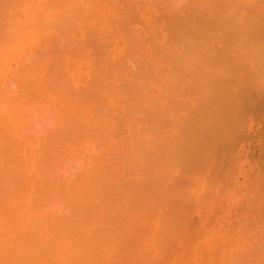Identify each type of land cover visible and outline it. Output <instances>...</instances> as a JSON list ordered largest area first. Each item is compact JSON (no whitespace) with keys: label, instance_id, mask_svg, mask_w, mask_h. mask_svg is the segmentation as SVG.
<instances>
[{"label":"bare ground","instance_id":"1","mask_svg":"<svg viewBox=\"0 0 264 264\" xmlns=\"http://www.w3.org/2000/svg\"><path fill=\"white\" fill-rule=\"evenodd\" d=\"M41 1V0H40ZM52 1V0H51ZM83 1L84 3H81V2ZM53 0V2H52V4L53 5H56V7L54 8V9H52L51 10V14L49 13L48 15H50V18L49 17H47L48 18V20L46 21L45 19H44V21L46 22V23H44V21L42 22V23H44V24H42L43 25V27H44V31H45V34H43V33H41V35L43 34L44 35V37L42 36V37H40V33L38 32V30H35V32L37 33L38 32V35L39 36H37V38H41V40L40 41H42L41 43H43V40L42 39H46V37L47 38H49V39H46L47 41L49 40H51L52 42H53V39H54V41H56V42H54L53 43V47L51 46V44H52V42L51 43H49V45H45V42H46V40H44L45 42L43 43L44 44V48L45 49H43V50H41L40 51V53L43 51V53H41L40 55H39V53H37L38 51H36V55H34L33 54V56H29V58H28V55H27V58L25 57V55H26V53H25V55H24V57H23V59H25L26 58V60L28 59H32V60H29V61H32V62H29V65H28V62H26V64L24 63L23 65L22 64H20L21 65V67L20 66H18V67H20V68H18L17 69V71L15 72V73H13V76H12V74L8 77V79H11L10 80V84H7V85H4V84H6V83H8V82H4V84H3V86L0 84V86H2V88L0 89L1 91H0V123H1V125L0 126H3L4 124H3V122L4 123H6L4 120H6L7 118H8V120H6V121H9L10 122V120L12 119V122L13 121H15V116L17 115V118L19 117V115L21 114L22 115V118H19L20 120H21V123H22V125H19L20 126V129H24L25 130V133L26 134H28V132H26V129L28 128V126L29 125H25V124H29V120L31 119V117L28 115V117H30V119L27 117V116H23V114H22V111L21 110H24L25 111V109H26V107L27 106H29V105H32L33 104V102H35V106H34V108L37 110V108H39L38 109V111L40 110V108H41V110H43V112H44V106L43 105H45V101H44V99L46 98V100H48V101H50V104L48 103V102H46V103H48L47 105L50 107V105H51V102H52V100L55 102H52V105H51V107L49 108L47 105H45L46 107V109L47 110H45V111H47L46 113L48 114V111L53 107V106H55V108L54 109H52V110H50V111H52V114L55 112L54 110H56V113L57 114H59V109L57 110V108H59L60 106H59V102L58 101H56V99H55V96H51V94L50 95H47V94H45L44 92H43V90H44V87L41 89V87H42V85L40 86V84H41V82H40V78H42L43 77V74L45 73V71H44V73H41V72H43V70H41V69H43V67H44V69H46V65H50L49 64V60H50V58H48V55H52L54 52H58V49H59V52H60V54H59V56L61 57L62 55H61V52H62V47H60V46H62L63 44H61V43H63L64 41H65V44H71V43H73L74 42V39H76V37L73 35L72 36V33L75 31V29L77 30V28H79L80 26H81V24H79L80 22L79 21H81V23H82V18H86V17H88V19L90 18L89 16H91L92 14H94L93 12H95V10L93 9V8H95V6L92 8V6L93 5H98V3L100 4V2H102V1H99L98 3H97V1L96 0H93L94 1V3H96V4H94V3H92L93 1L91 0V2H89L90 0ZM85 1H86V3H85ZM87 1L89 2L88 4H90L91 3V7H89L90 5H88L87 4ZM96 1V2H95ZM104 1V0H103ZM105 1H107V0H105ZM115 1V0H114ZM117 1H119V0H117ZM117 1H116V3H117ZM130 1V0H129ZM129 1H127V3L129 2ZM138 1V0H137ZM142 4H143V0L141 1V0H139ZM138 1V2H139ZM147 1V0H146ZM145 0H144V5H148V4H146V3H151L152 1L151 0H149V1H147L146 2ZM191 1V0H190ZM190 1H188V2H190ZM192 1H194V3H198L197 5H195V6H197L196 7V12H198V13H200L201 14V9H205L206 8V10H208V7H209V5L213 2V1H215V0H196L197 2H195V0H192ZM219 3L220 2H222V3H220V6H222L223 7V9H225V8H228V10H229V8L231 9V7L230 6H232L233 7V4H235V6H237V3H239L240 4V2H238V0H235V2H234V0H232L231 2L233 3H231L230 2V0L228 1H226V0H217ZM240 1V0H239ZM243 1V0H242ZM248 1V0H247ZM251 1V0H250ZM252 1H254V0H252ZM257 2H259L258 0H256ZM107 2H109V1H107ZM121 1H119L118 2V5H116L115 4V2L113 3V5L115 4V6L114 7H116V8H118L117 6H119V7H122V6H120L119 5V3H120ZM131 2L132 3H134V4H137L136 3V1L134 2L133 0H131ZM131 2L129 3V4H124L123 2H121V3H123L124 5H130L131 4ZM244 2V1H243ZM249 2V1H248ZM262 2H264V0H262ZM51 3V2H50ZM104 3V2H103ZM192 3V2H191ZM214 3L216 4V5H219L217 2H213V6H214ZM230 3V4H229ZM38 4V0H28L27 1V6L28 7H34V6H36ZM109 5V3H106V5ZM134 4H133V7H134ZM241 4L243 5V7H245L244 6V4L241 2ZM241 4H240V6H241ZM251 3H249V5H250ZM259 4V3H258ZM13 5V4H12ZM106 5H104V4H102L101 3V5H98L99 6V8H101V9H103L102 7L103 6H106ZM122 5V4H121ZM123 5V6H124ZM190 5H194V4H190ZM216 5H215V8H216ZM248 5V4H247ZM23 6V5H22ZM77 6V7H76ZM127 6V7H128ZM136 6H138V5H136ZM219 6V7H220ZM239 6V5H238ZM254 6V5H253ZM257 6V5H256ZM262 6H264V5H262ZM13 7V6H12ZM86 7H89L91 10H93V11H91V10H89V8H87L88 9V11H86L87 9H86ZM131 8H133L132 6H130ZM219 7H217V8H219ZM105 9H107V11L109 12V11H111V10H113L112 8H111V6H109V7H104ZM108 8H110V10L108 9ZM131 8H126V9H131ZM135 8V7H134ZM136 8H138V7H136ZM193 8H194V6H193ZM212 8V7H211ZM3 9V8H2ZM86 9V10H85ZM121 9H123V7L121 8ZM125 9V10H126ZM198 9V10H197ZM220 9V8H219ZM246 9V8H245ZM244 9V10H245ZM248 9H249V7H248ZM247 9V10H248ZM251 9V8H250ZM24 10V9H23ZM117 10V9H116ZM227 12H228V10L227 9H225ZM233 10V12H229L228 14H230V16H228V18H224V20H226V21H223L222 22V18L224 17V16H222L223 14L222 13H224V12H226V11H224V12H222L221 13V11H220V13L222 14L221 16V20H219L220 19V15H219V17H217V16H215V20L217 21V20H219L220 22H218V23H220V25H218L216 28H218L219 29V33H220V30H223V28H224V30H223V34H226V35H220L219 36V34H218V32H217V35L220 37V39H218V36L216 37V38H214V35H213V37L212 38H214V40L216 39L217 41H226V43L227 42H230V41H237V39H238V34L242 31L243 32V30H244V33H245V35H247L246 34V32L245 31H249V32H251V30H249L250 28H252V27H254L256 24H258L257 25V27H255V31H256V33H258L259 35L261 34V33H264V32H261V27L262 26H259L260 25V23H264V21H261L260 20V16L258 17V19L257 20H259V23H257V20H256V18H257V16L259 15H257L256 13H254V14H256V15H254L250 10V12L252 13L251 15H250V17H248L249 15H245L244 16V12L241 10H239V11H234V8L232 9ZM236 10H238V8L236 7ZM255 10V9H254ZM15 11V10H14ZM13 10H12V12H14ZM97 11H98V7H97ZM100 11V10H99ZM104 11V9L102 10V12H101V14L102 13H105V16H107L106 15V12H103ZM106 11V10H105ZM123 11V10H122ZM200 11V12H199ZM205 11V10H204ZM219 11V10H218ZM259 11H260V9H259ZM258 11V12H259ZM30 12V11H29ZM129 13L131 12V10L130 11H128ZM128 12H125V14L126 13H128ZM208 12V11H207ZM226 12V13H227ZM90 13V14H89ZM98 14L97 15H99L100 16V14H99V12H97ZM110 13V12H109ZM112 13H113V11H112ZM123 13V12H122ZM197 13V14H198ZM211 13V15H212V12H210ZM260 13H261V11H260ZM87 14V15H86ZM116 14V13H115ZM196 14V15H197ZM205 14V13H204ZM227 14V15H228ZM95 15H96V13H95ZM112 16V14H109V16ZM121 15H123V14H120V15H118L117 17H119V16H121ZM206 15V14H205ZM226 15V16H227ZM256 16L255 17V19H254V17L253 16ZM261 15H264V14H261ZM24 16V15H23ZM38 16H40L39 14H38ZM76 16H78V18L79 19H76L77 17ZM82 16H84V17H82ZM102 16H104V15H102ZM124 16V15H123ZM214 16L212 17V20L214 21ZM225 16V17H226ZM13 17V16H12ZM51 17H52V19H53V21H52V19H51ZM96 16H93V20L95 21V22H97V20H99V19H101V17H96ZM117 17L114 19L115 21H116V19H117ZM122 17V16H121ZM171 17V16H170ZM203 18H205V16H202ZM207 19H208V17L210 18L211 16H209V14L207 13ZM246 17H247V19H246ZM20 18V17H19ZM91 18H92V16H91ZM95 18V19H94ZM108 17H106V19H107ZM110 18V17H109ZM112 18V17H111ZM199 18H201L200 16H199ZM198 18V19H199ZM245 18V19H244ZM88 19H84L85 20V24L83 23L82 24V30L83 29H85V30H88V32H89V34H91L90 33V31H92V36H95V37H97L95 34H98L97 32L95 33L94 31H99V26H100V24L101 23H99V22H101V21H99V22H97L98 23V25H97V23H95L94 21V23H95V27L93 26V29L94 30H92L91 28H92V26H90L89 24H88ZM171 19H172V17H171ZM206 19V18H205ZM204 19V20H205ZM20 20V19H19ZM77 20V21H76ZM87 20V21H86ZM90 20V19H89ZM104 19L102 18V21H103ZM114 20H110L109 22H110V24H108L110 27H111V29L110 30H113L114 31V29L116 30V27L115 26H117V25H112V22L111 21H113L114 22ZM209 20V19H208ZM12 21V20H11ZM16 21H18V20H16ZM29 21H30V19H29ZM172 21V20H171ZM170 21V23H169V25H170V27L169 28H173L174 27V24H173V26H172V23L173 22H171ZM24 22V21H23ZM37 22V21H36ZM50 22H52V23H50ZM108 22V23H109ZM202 21H200V23H201ZM17 23V22H16ZM27 23V22H26ZM87 23V24H86ZM92 23V22H91ZM94 23H93V25H94ZM116 23V22H115ZM117 23H119V21H117ZM208 23L210 24H207V25H209V28H208V26L206 25V27H207V29L208 30H210V28H212L213 27V25H211V23L212 22H209L208 21ZM2 24V23H1ZM10 24H12V23H10ZM76 24H78L79 25V27H77V26H75ZM119 24H121V23H119ZM124 24V25H123ZM127 23H124V22H122V24L121 25H123V30H125L124 29V26L126 25ZM214 24V23H213ZM83 25H86V26H83ZM106 23H105V26H104V28H105V30L107 31H105L107 34H108V29H106ZM121 25H118L117 27H118V30H119V33H123V34H117V31L118 30H116V32L114 33H112V35L113 34H117L119 37H121L120 35H123V36H127L128 34H132V33H130V30L129 31H127L128 30V26L126 25V27H127V30H125L126 31V33H127V35H125L126 33H125V31L124 32H121L120 30H122L121 28H122V26ZM130 25V24H129ZM137 25V24H136ZM136 25H135V27L134 28H138L139 27V24H138V27H136ZM158 25H160V24H158ZM169 25H167V26H169ZM217 24H215V26H216ZM262 25H264V24H262ZM22 26H23V24H22ZM35 26V25H34ZM33 26V27H34ZM39 26V25H38ZM37 26V27H38ZM119 26H121L120 27V29H119ZM142 26V25H141ZM167 26H165V28L167 27ZM199 27H205L204 25H198ZM211 26V27H210ZM215 26H214V28H215ZM2 27V26H1ZM74 27H76V28H74ZM84 27H86V28H84ZM89 27V28H88ZM125 27V28H126ZM132 27V26H131ZM161 27V26H160ZM176 27V26H175ZM174 27V28H175ZM259 27H260V31L258 30L259 29ZM52 28V29H51ZM114 28V29H113ZM145 28V27H144ZM144 28H143V31H144ZM157 28V27H156ZM163 28H164V25H163ZM164 28V29H165ZM174 28H173V32H174ZM178 28V27H177ZM214 28H212L210 31H212ZM215 28V30H217ZM179 29V28H178ZM204 29V28H203ZM262 29H264V28H262ZM2 30V29H1ZM74 30V31H73ZM79 30V29H78ZM84 30V31H85ZM136 30V29H135ZM154 30V29H153ZM152 30V31H153ZM156 30V29H155ZM169 30V29H168ZM168 30H166V31H168ZM193 30H195V29H193ZM258 30V31H257ZM6 31V30H5ZM82 32V33H85V32ZM104 31V30H103ZM133 31V30H132ZM137 31V30H136ZM135 31V32H136ZM138 31H139V29H138ZM141 31V30H140ZM172 30H170V32H171ZM175 31H177V30H175ZM200 31V30H199ZM205 32L207 31L206 29L204 30ZM214 31V30H213ZM252 31H254V29L252 30ZM1 32V31H0ZM31 32V31H30ZM52 32H53V34L55 33L56 34V36H54V35H52ZM78 32V31H77ZM93 32L95 33L94 35H93ZM105 32H103L102 34H100V35H102V37H103V35L104 36H106L107 34L105 33ZM134 32V33H135ZM142 32V31H141ZM154 32V31H153ZM178 32V31H177ZM208 32V31H207ZM206 32V33H207ZM240 33V34H243L244 35V33ZM6 32H4V34H5ZM32 33H33V31H32ZM47 33H49V35H50V37H49V35H47ZM110 34V39H109V41H112L113 39L112 38H115V37H118V36H115V35H111V32H109ZM125 33V34H124ZM155 33V32H154ZM153 33V34H154ZM181 32L179 31V34H180ZM202 33H204L203 32V30H201V34ZM206 33H205V36H206ZM211 33V32H210ZM210 33H209V35H210ZM216 33V32H215ZM214 33V34H215ZM256 33H253L254 35L256 34ZM86 34V33H85ZM84 34V35H85ZM88 34V35H89ZM156 34H158L157 33V31H156ZM156 34H154L155 36H156ZM167 34V33H166ZM187 36H188V34L187 33H185ZM221 34H222V32H221ZM9 35V34H8ZM32 35V34H31ZM78 35V34H77ZM137 35V34H136ZM139 35V34H138ZM181 35V37L183 36L182 34H180ZM192 35H193V32H192ZM204 35V34H203ZM209 35L207 34V36L209 37ZM244 35V36H245ZM248 35H252V32H251V34L249 33ZM247 35V36H248ZM254 35L252 36L254 39H256V38H258V42H259V40H261V39H264V36H262V38H259L258 36L259 35H257V37H256V35H255V37H254ZM6 36V35H5ZM18 36V35H17ZM25 36V35H24ZM53 36V37H52ZM87 35H85V38L83 37V36H81V37H83V39L84 40H81L82 42L84 41L85 42V40L86 39H88V42L90 41L89 39V37H90V35L89 36H87ZM115 36V37H114ZM131 36V35H130ZM149 36V35H148ZM148 36H146V38L148 39ZM167 36H173L172 35V33H169V34H167ZM194 36V35H193ZM215 36H216V34H215ZM222 36V37H221ZM227 36H228V40H230L231 39V37L233 38V39H231L230 41H228V40H225L226 38H227ZM244 36L243 37H239V39H240V41H237V42H241L243 39H247V40H251V41H248L249 43L251 42V44H247V40H245V42H244V40L242 41V43L244 42V45L242 44L241 46L242 47H240L239 46V44L240 43H234V45H236V44H238V46L240 47H231V46H234V45H230V46H226L225 45V49H222L221 51L223 52V51H225V53H227L228 51H229V53H230V50H232V49H234L235 51L238 49V55L236 54V52H234L233 53V51L234 50H232V53L234 54V56L235 57H231V56H229V57H231V59H229V57H228V59H229V61H228V59H227V62H228V64L225 62V60H226V58H225V56H223L222 55V53L220 52L219 53V51H218V53L220 54L219 55V57L222 55V58L224 59V61H223V59L222 60H220V58L217 56V57H215V58H212V56L211 55H213L214 53H215V51H216V53H217V49H215L216 48V46L214 47L213 45H212V47L211 48H213L214 47V50H211V49H209L210 47H209V45H211L212 43H210V42H208L209 43V45L207 46V47H205L204 48V46H203V49L205 50V51H203V49L202 50H198V51H202L201 53H200V55L201 54H203V56H202V60H200L199 61V59H201V56H198L199 54H197V58H199L198 59V61L196 62H194V58H193V54L192 53H196V51L194 52V51H191L192 50V48H191V50H189V48L190 47H192V46H189L188 47V45H187V47L186 46H184L185 48H186V50H184V47L182 48L181 47V45L179 46L180 47V49H179V47L177 46L176 47V44H174V46H168L167 47V49L165 50V48H166V46H165V48H163V50H162V48L161 49H159L160 51H161V53H154V51H152V53L153 54H156V55H158L160 58L159 59H161V61H162V63L166 66L165 68H162V70H164L163 72H162V70L160 71V73H158L159 71H155L156 70V68H154V67H152L151 65H149V67H152L153 69H154V71L152 72L151 70H149V69H151V68H149V69H147L148 68V65H146V64H148V62H146V66L144 67V68H146L147 69V71H145L146 69H144L143 68V66H144V64L143 65H139V63H138V61H137V64L139 65V66H141V67H136L137 65H135L134 63V65H135V69L137 68V69H139V70H141L142 68H143V70H141L140 71V73H138V72H136V74L134 73L133 75H131L133 78H132V82L131 83H129V84H125V82L124 81H122L123 83L122 84H124V86L123 87H125V88H123V87H116L115 85V87L116 88H118V90L116 89V91L118 92V91H122V92H124V93H116L115 92V90H114V88L112 87V88H110L109 86V84L108 83H106V84H103V85H105L108 89H110V91L112 92V89L114 90L113 92H115V93H109L108 92V89H107V91H106V93L108 94V96H109V99H110V102H113L112 104H115L114 106L113 105H110V106H112L113 108H111L112 110H114L115 108H116V111H118V113H119V120L121 121L122 119H124L125 121H128L129 122V120H130V122H129V124H131L132 122H131V120H133V122H136V123H134L135 125L134 126H137L136 128L133 126V123L131 124L132 126H133V128L132 129H130L129 131H128V133H126V135H125V137H122L121 136V134H118V132H119V130H121V128H120V126L118 127V128H120L119 130H118V132L116 133V134H118V135H120L119 137H122L121 139H119V138H117L118 139V142H123V144L122 145H120V143H118L117 144V141H116V144L115 145H118V146H115V145H113L112 146V149L114 148L115 149V147H117V149H116V152H117V150L119 151L120 150V148L119 147H121L122 146V150H124L125 149V153L122 155V157H121V155H118V156H116V154L117 153H115V152H113L112 151V149L109 147V145H107L108 146V148L105 146L106 144H104L105 143V141H106V139H102L101 138V135H100V133H99V131H96L97 129H89V130H87L88 128H86L87 126V124H88V126H89V128H91L90 126L92 125V127L93 128H95V126H96V122H94V120H92V122H91V118H90V122H91V125H89V121H88V123L85 121L84 123H83V121L82 122H80L81 123V126H82V128L80 127H78L77 129H73L72 131H73V133H74V135H72L73 137L71 138V133L72 132H70L69 134L67 133V135L64 133V132H61V133H64L63 135L64 136H61V137H63V138H60V136H59V139L60 140H58V142H57V140L56 139H54V141L56 140V142L55 143H53L54 141H53V139H52V141L53 142H50V144H49V142H47V140H49L50 139V137H49V139H45L46 141H44V144H46V142H47V144H49V145H45L46 147H44V145L43 144H41V142H39L38 141V143H39V146L40 147H42L41 145H43V147H44V150H45V152L43 151V153L41 154H39V156H38V154L36 153V155H37V157H40L41 156V159H42V155H45L46 153L47 154H50V150H52V155H51V157H49V155H48V157H46L47 156V154H46V156H44V158H46V159H43V160H41L40 161V158H39V161L41 162L40 164H41V166L39 167L36 163L38 162V159H37V161H35L36 163L33 165V164H31L32 165V167H34L35 165H37L38 167H36V168H38V169H33V171H36V170H40V174H39V177H36L35 179H37L36 181H37V183H38V181H39V179H41L40 181H41V186L39 187L38 185H37V187H36V189L39 187V191L38 190H35V187L33 188L32 186H34V184L36 185L37 183H35L34 182V184L32 185L31 183V187L35 190V192L36 191H38L37 193H35V195H34V193L33 192H31L32 193V195L30 196V197H32L33 195L34 196H36V198L38 199V201H37V203L35 202V200H36V198H34V196H33V198H32V200H31V198L29 197V195H28V199H30V200H28V199H26L27 200V202H28V205H31L32 206V204H30L29 202L31 201V203H33V200H34V202L36 203H33V204H35L34 206H32L31 208L30 207H28V205H26V209L27 208H29V210L27 209V212L29 211L30 212V210H32V209H35V208H39V207H41L42 206V208H43V211L42 210H37L36 209V211L34 210V213L32 214V212H33V210H32V212H31V214L28 212V215L30 214V216H26L25 214L27 213V212H25V213H23V215H22V217H24V215L26 216V218L24 219V218H22L21 217V222L19 221L20 219L18 218L17 219V221H15L16 219V213H15V223L17 224H14V221L12 222V224H13V230H11L12 232L10 233V234H6L5 233V235L4 234H0V264H114L113 262H115V260H116V262L115 263H120V264H122V257H123V255L121 256V258H120V251L122 250L121 249V247H120V245H123V243H124V241H123V239L121 240V238H123V234L125 233V236L127 235L126 233H130L131 234V228L133 229V230H135V228H137L138 227V224H139V221L142 219H144V215H143V217L142 218H140V215L142 216V214L143 213H145L144 211H146V213H145V217L146 218H148V219H151V217L150 216H152L153 218H152V220L154 219V216L153 215H155V217H156V219L159 221H156L157 222V226L158 227H160L161 228V226L163 225V224H165L163 227H164V229L167 231V233H165V230L163 229V227L160 229H158V230H156L155 232H154V234L156 233V235H153V236H156L155 237V241H153L154 240V238H153V236L151 235V236H147L146 237V239H145V237H143L141 240H142V242H144L145 240H148L149 241V239H151L150 240V242H152V243H154L153 245H157V247H158V252L159 251H161V253L163 254L164 252H166V251H164V248H165V250H166V247H167V245H165L166 243H168L167 241H166V239L168 238L169 240L171 239V240H173V241H175V236L176 237H178V238H181L182 236H180L183 232H184V230H183V232L182 233H180L181 231V229L179 230V228H180V225H178L179 227H177V222H178V220L177 219H175V220H177L176 222L175 221H173V222H175V224H176V228L174 227V223H172V220H174V216L173 217H171V216H169V215H164L165 213H168L169 212V209L170 208H168L169 207V204L167 203V201L169 200V199H171V197H173V199H172V201H168V202H170V204H171V202H173L174 201V199H175V203L173 204V206L171 207V209H172V213H173V210H174V208L175 209H178V207L180 206V205H182L181 206V208L179 207V209H183L182 207H183V204H182V202L183 203H187L186 202V199H184V197H183V195L185 194V197H186V194H188V193H186L187 192V189H186V187H185V189H184V186L182 185V184H184V185H186V180L188 179V175H190L191 177H192V175L195 173V172H200V174L201 173H203L202 171V168L203 169H205V167L207 166V165H209L211 162H209L205 167H203L202 166V164L204 163L205 164V154H208V153H210V152H207V151H209V145H212L213 144V142H214V140H216V138L218 139V138H222V136L220 137L219 136V134H221V131H223L222 132V134L221 135H224V136H226L225 134H224V131H225V126H229V125H231L232 123H234V122H232V120L234 119V114L236 113H238L237 112V110L241 107V106H238L239 104H237V102H238V99H242L241 97H243V99L245 98V93H246V96H247V94H248V92L250 91V89L249 88H253V87H255L256 89V93L258 92V89L259 90H262V88H264V87H259V86H256L255 84V82H253L254 81V75H249V73L250 72H248V69L247 70H245V71H247V73H245L246 75H248V76H254L253 77V80L252 79H250V83H249V86H247V83L249 82H245L246 81V79H244L243 78V80H241L240 79V81H239V84L237 85V84H235V85H237L238 87H240L243 91L241 92L242 93V95H240L239 94V92L238 91H241V90H238V88L237 87H235V85L234 84H232L233 83V81H234V77H232V78H230V80H232L233 79V81H232V83L230 82V81H228V79H224V77L226 78V76L227 77H229V75L231 76L234 72L235 73H237L238 72V70L240 69V68H238V69H236L237 70V72H236V70L235 71H233V73L232 74H229V70L228 69H226V68H228V67H231V69H232V67H237L238 65L237 64H241L242 65V68H250L249 69V71L251 70V65H252V60H254V62L253 63H255L256 62V58L255 57H253V54H255V53H257V51L255 50V53H248L249 52V48L250 47H254L255 48V46H254V43L253 42H255L256 44H258L257 46H256V48H258V49H260V45H262L261 46V48L262 47H264V43H262L261 44V42H264V40H261V42H257V41H255L253 38L251 39V37L249 36V38H244ZM4 37V36H3ZM34 37V36H33ZM61 37H63V38H61ZM109 37V36H108ZM112 37V38H111ZM127 37H129V36H127ZM127 37H126V41H127ZM133 37H134V34H133V36L131 37L132 38V40H134V39H136V38H134L133 39ZM174 37H175V35L172 37L173 39H174ZM186 36H184V38H185ZM207 37V38H208ZM223 37H225V38H223ZM35 38V37H34ZM35 39V40H38V39ZM39 38V39H40ZM50 38H52V39H50ZM57 38L61 41V43H60V45H59V42L57 41ZM64 38H65V40H64ZM74 38V39H73ZM99 38H101V36L99 37ZM99 38H95V39H93V38H91L92 39V42H96V43H92L91 44V42H89L92 46H94V44H95V46L94 47H90L92 50L91 51H93L94 50V52H95V50L97 49V45H101L100 46V48L102 47V45H105V46H107L108 44H106V42H105V40H107L108 38L107 37H105V38H107V39H105L103 42L105 43H99L98 42V40H99ZM140 38V37H139ZM139 38H138V40H139ZM151 38V37H150ZM171 38V37H170ZM170 38H168V39H170ZM175 38H179V40L178 41H181L180 40V37L178 36V37H175ZM202 38V37H201ZM211 38V39H212ZM222 38V39H221ZM241 38H243V39H241ZM9 39H11V38H9ZM25 39H27V38H25ZM77 39H79V37L77 38ZM98 39V40H97ZM120 39V38H119ZM145 39V38H144ZM143 39V40H144ZM147 39H145V40H147ZM165 41L164 42H167L168 40H167V38L165 37ZM206 39V38H205ZM204 39V40H205ZM236 39V40H235ZM2 40V39H1ZM12 40V39H11ZM34 40V39H33ZM67 40V41H66ZM80 40V39H79ZM95 40V41H94ZM97 40V41H96ZM137 40V41H138ZM142 40V39H141ZM142 40V41H143ZM150 40V39H149ZM148 40V41H149ZM170 40H172V39H170ZM175 40V42L174 43H176V39H174ZM173 40V41H174ZM252 40H254L253 42H252ZM10 41V40H9ZM8 41V42H9ZM23 41V40H22ZM63 41V42H62ZM72 41V42H71ZM76 41V40H75ZM119 41V40H118ZM121 41V40H120ZM126 41H124L125 43H129L128 41L126 42ZM137 41L135 40L134 42H136L135 44H133L134 42L132 41V42H130L132 45H130L131 46V50H132V47H133V50L135 51L136 49H138V47L140 46H142L141 44V41H139V43H141L138 47L136 46L138 43H137ZM178 41H177V43H178ZM183 41H184V39H183ZM183 41H181V42H183ZM189 41V40H188ZM195 41H197L196 39H195ZM200 42L199 43H201L202 41H201V39L199 40ZM2 42V41H1ZM36 42V41H35ZM68 42H71V43H68ZM81 42V44L82 45H80L81 47H83V45H86V47H88L89 45H87L88 44V42L86 43V44H83ZM151 43H150V45H152L153 44V47H155L156 48V46L154 45V42H152V41H150ZM172 41H170V42H167V43H171ZM180 42V44H182ZM186 42V41H185ZM207 42H205V41H203L202 43H203V45L204 44H208ZM47 43V44H48ZM58 45H56V44ZM75 43V42H74ZM77 43V42H76ZM75 43V44H76ZM107 43H109V44H111V42H107ZM156 43V42H155ZM184 43V42H183ZM187 43V42H186ZM189 43V42H188ZM191 43L193 44L194 42L191 40ZM190 43V44H191ZM197 42H195V44H196ZM253 43V44H252ZM79 44H80V41H79ZM115 44V43H114ZM118 44V43H117ZM149 44V43H148ZM179 44V43H178ZM189 44V45H190ZM194 44V45H195ZM225 44V43H224ZM228 44H231V43H228ZM247 46H246V45ZM255 44V45H256ZM260 44V45H259ZM5 45V44H4ZM56 45V46H55ZM77 46H78V44H76ZM159 45H161V44H159ZM158 45V46H159ZM170 45H172V44H170ZM205 45V46H206ZM218 45H220V44H218ZM34 46V45H33ZM48 47V49L49 50H47L46 49V47ZM50 46V47H49ZM56 48H55V47ZM65 46V45H64ZM73 46V45H72ZM71 45H70V48L72 47ZM128 46V45H127ZM137 48H136V47ZM183 46V45H182ZM200 46V45H199ZM202 46V45H201ZM200 46V47H201ZM244 46H246L247 47V50H248V52H245V51H247L246 49L244 50ZM250 46V47H249ZM30 47H32V46H30ZM116 47V46H115ZM144 47V46H143ZM151 47V46H150ZM209 47V48H208ZM220 47H222V45H220ZM228 47V48H227ZM33 48H35V47H33ZM33 48H32V50L30 49V51H33ZM50 48L52 49V48H54V49H56V50H52L53 51V53H52V51H50ZM64 48V47H63ZM69 48V47H68ZM67 48V49H68ZM69 48V49H70ZM134 48H136V49H134ZM149 48V47H148ZM155 48H153V50L155 49ZM188 48V49H187ZM196 48V47H195ZM194 48V49H195ZM224 48V47H223ZM236 48V49H235ZM255 48V49H256ZM27 49V48H26ZM36 49H38V48H36ZM35 49V50H36ZM66 49V48H65ZM75 50H76V48H74ZM123 50H120V51H122L123 53H122V56L123 57H128V51H130V50H128V48L124 51V49L125 48H122ZM150 49V48H149ZM181 49H183V50H181ZM228 51H227V50ZM262 49H264V48H262ZM261 49V50H262ZM34 50V51H35ZM47 50V53L45 52ZM64 50V49H63ZM71 50H72V48H71ZM78 50V49H77ZM81 50V49H80ZM79 50V51H80ZM89 50V49H88ZM98 50V49H97ZM96 50V51H97ZM105 50V49H104ZM158 50V47L156 48V51ZM165 50V51H164ZM196 50V49H195ZM244 50V51H243ZM252 50V49H251ZM254 50V49H253ZM260 50V51H261ZM33 51V52H34ZM100 51V50H99ZM159 51V52H160ZM227 51V52H226ZM259 50H258V53L260 52ZM26 52V51H25ZM48 52H49V54H48ZM50 52H51V54H50ZM72 52V51H71ZM77 52V51H76ZM75 52V53H76ZM100 52H102V51H100ZM99 52V53H100ZM105 52V51H104ZM114 52H116V51H114ZM124 52L127 54V56L125 55H123L124 54ZM131 52V51H130ZM139 52V51H138ZM204 52V53H203ZM251 52V51H250ZM262 52V51H261ZM260 52V53H261ZM47 54V55H44V54ZM70 53V52H69ZM82 53V51L80 52V54ZM83 53H85L86 54V52H83ZM90 54H91V52H89ZM97 54H98V52H96ZM95 53V54H96ZM103 53V52H102ZM142 53V52H141ZM162 53H165V54H162ZM198 53V52H197ZM215 53V54H216ZM257 53V55H259V57H260V53L258 54ZM43 54V56L42 57H40L41 55ZM77 54V53H76ZM85 54H82V55H84L85 57H86V55ZM96 54V58H100L99 57V54L97 55ZM104 54V53H103ZM119 54V53H118ZM131 54H133L132 52H131ZM144 54V53H143ZM160 54H162L161 56H160ZM224 54V53H223ZM233 54H232V56H233ZM246 54H248V56L246 55ZM251 54H252V57L250 58V56H251ZM262 54H264V53H261V56H262ZM38 55V58L40 57V58H44L43 60L42 59H38L36 56ZM71 55H73V54H71ZM79 55V54H78ZM77 55V56H78ZM88 55V54H87ZM120 55V54H119ZM149 55V54H148ZM164 55V56H163ZM196 55V54H195ZM224 55H226V54H224ZM231 55V54H230ZM250 55V56H249ZM257 55H254V56H256L257 57ZM46 56H47V59H45L46 58ZM114 56V55H113ZM116 56H117V54H116ZM121 56V57H122ZM131 56V55H130ZM143 56H145V55H143ZM228 56V55H227ZM37 59H36V58ZM55 56H53L52 55V57L51 58H54ZM88 57L89 56H87V59H88ZM91 57H93V58H91V59H95L94 58V56H91ZM121 57L119 56V57H116L117 58V60L118 61H120L121 60ZM135 57V56H134ZM194 57H196V56H194ZM210 57L212 58L211 60L213 61V63H212V61H210V62H208L209 60H210ZM249 57V60H251V65L249 66V67H245V66H247L246 64H244L243 62L244 61H246L247 60V58ZM35 58V59H34ZM56 58H58V55L55 57V59ZM105 59H107L106 60V63L108 64H106L107 65V67L106 68H104V67H101V68H103V70H106L107 68H108V66H110L107 70H109L111 67H112V65H110L112 62H111V60H109V58L110 57H104ZM118 58H120V59H118ZM219 58V59H218ZM232 58H233V60H232ZM49 59V60H48ZM105 59H103V61L105 62ZM128 59H131V58H128ZM148 59H150L149 58V56H148ZM203 59H206V61H205V63L203 62H201V61H203ZM214 59H216L215 61H214ZM258 59V58H257ZM39 60H41V61H39ZM45 60H47L48 61V63H47V61L45 62ZM57 60V63L60 61V58H58V59H56ZM113 60V59H112ZM123 62L122 63H124L125 62V64H126V59H124L123 58ZM232 60V61H231ZM262 60H264V58H262V59H260L259 61H260V63H261V61ZM24 60H22L21 62H23ZM96 61V60H95ZM94 61V63H96L97 64V66H98V64H99V62L98 61H96L95 62ZM100 62L102 61V59H100L99 60ZM102 61V62H103ZM116 63L118 62V61H116V60H114ZM122 61V60H121ZM128 61V60H127ZM141 61V60H140ZM142 61H144V60H142ZM147 61V60H146ZM150 61H153V57L150 59ZM20 61H18V63H19ZM91 62V61H90ZM93 62V61H92ZM98 62V63H97ZM130 62H131V60H130ZM129 61L127 62V63H130ZM194 62V63H193ZM31 63V64H30ZM43 63L45 64L44 66H43ZM114 63V62H113ZM116 63H114V64H116ZM211 64V67H210V64ZM258 63V62H257ZM55 63H51V65L52 66H50L48 69H46L47 71H48V74L46 73V76H44L45 78L47 77V75L49 76V74L51 73V68L53 67V65H54ZM103 64V63H102ZM105 64V63H104ZM125 64H123V65H125ZM141 64V63H140ZM161 64V63H160ZM256 64V63H255ZM255 64L254 65H252V67L253 66H255ZM59 65H61L60 63H58L57 64V66H55L56 68H57V70L58 71H61V69L60 68H62V66H59ZM81 65H83V64H81ZM100 65V64H99ZM128 65H130V64H128ZM127 65V66H128ZM134 65H131V66H134ZM156 65V64H155ZM154 65V66H155ZM207 65H209V67L207 66ZM237 65V66H236ZM241 65H240V67H241ZM73 66V65H72ZM78 66V65H77ZM117 66V65H116ZM116 66H114L113 65V67H114V69H116L115 67ZM120 66L121 65H119V63H118V66H117V68H120ZM126 66V65H125ZM244 66V67H243ZM258 66V65H257ZM262 66V65H261ZM260 66V64H259V67H258V70H259V68L261 67ZM156 67V66H155ZM158 67V66H157ZM163 67V66H162ZM56 68H54V69H56ZM121 68H124V67H121ZM129 68V67H128ZM254 68V67H253ZM255 68H256V70H257V67L255 66ZM53 69V70H54ZM93 69V68H92ZM157 69H161V65H160V68L158 67ZM166 69H167V71H166ZM262 69V68H261ZM90 70V69H89ZM117 70V69H116ZM116 70H113V69H110V76L112 77H115V75H116V73H114V75H112L111 73V71H115V72H117ZM120 70V69H119ZM122 70V69H121ZM134 70V69H133ZM169 70V71H168ZM226 70H228V73H227V71ZM255 70V71H256ZM55 71V70H54ZM54 71H52V73H53V75L55 76V79H60V83L59 84H57L58 82H56V80L55 81H53L52 79V81L54 82V84L52 85V82H51V84L48 86V87H50V86H54V88L55 89H53V90H56V88H57V91L58 90H60L61 92L62 91H65V89H66V87L64 88V90H62L63 89V87H62V89H61V86L62 85H60L61 84V73H60V76L61 77H58L59 76V74H56L55 75V73H54ZM63 71V70H62ZM96 71V70H95ZM124 71V70H123ZM123 71H121V73H123ZM135 71V70H134ZM134 71H131V73H133ZM226 71V72H225ZM231 71V70H230ZM240 71V70H239ZM14 72V71H13ZM56 72V71H55ZM90 72L91 71H89V74H90ZM108 72L109 71H107L106 73L108 74ZM120 72V71H119ZM119 72H117V75H118V73ZM127 72H128V70H127ZM162 72V73H161ZM225 72V73H224ZM253 72V71H252ZM251 72V73H252ZM63 73H64V71H63ZM129 73V72H128ZM240 73H241V71H240ZM256 73V72H255ZM255 73H252V74H255ZM66 74V76H67V73H65ZM79 74V73H78ZM226 74V75H225ZM227 74H229V75H227ZM257 74V73H256ZM261 74V73H260ZM42 75V76H41ZM52 74H50V76H51ZM81 75V74H80ZM108 75V76H109ZM119 75H121L120 73H119ZM225 75V76H224ZM245 75V76H246ZM8 76V75H7ZM13 78H12V77ZM81 76H83V75H81ZM92 76H94V77H92ZM102 76V74L101 73H99L98 74V71H96V73H95V75L93 74V75H91V77H92V79H91V77H90V81H89V78H88V81H89V84H88V82H87V84H88V86L89 85H93L92 83H94V81L95 80H98V81H95V82H102L103 83V81H107L108 80V78L105 80V78L107 77V76H105V78H103V76ZM224 76V77H223ZM245 76H243L242 75V77H245ZM262 76V75H261ZM43 77V78H44ZM111 77H109V78H111ZM112 77V78H113ZM117 77V76H116ZM237 77V76H236ZM262 77H264V76H262ZM44 78V79H45ZM48 78V77H47ZM53 78V77H52ZM66 78H68V77H65L64 79L66 80ZM70 78V77H69ZM79 78V77H78ZM84 78H86V77H84ZM104 79L103 81L102 80H100V79ZM121 78L123 79V77L121 76ZM238 78V77H237ZM246 78H247V80L249 79L247 76H246ZM259 78H261V77H259ZM71 79V78H70ZM69 79V80H70ZM80 79H81V77H80ZM94 79V80H93ZM224 79V80H223ZM15 81V83H14V81ZM49 80H50V78H49ZM50 80V81H51ZM82 80V79H81ZM112 80H114V79H112ZM120 80V79H119ZM124 80V79H123ZM228 82H226V81ZM260 80H262V78L260 79ZM11 81H13V82H11ZM41 81H43V79L41 80ZM46 81H47V79H46ZM45 81V82H46ZM68 81V80H67ZM83 81V80H82ZM92 81V82H91ZM115 81V80H114ZM121 81V80H120ZM119 81V82H120ZM126 81V80H125ZM131 81V80H130ZM236 81V80H235ZM238 81V80H237ZM44 82V81H43ZM86 82V81H85ZM108 82V81H107ZM226 82V83H225ZM243 83L244 84V86L242 85V84H240V83ZM11 83H12V85H11ZM50 83V82H49ZM48 83V84H49ZM64 83H65V81L64 82H62V84L64 85ZM68 82H66V84H67ZM102 83H99V84H102ZM105 83V82H104ZM109 83H112V82H109ZM121 83V82H120ZM128 83V82H127ZM235 83V82H234ZM237 83V82H236ZM252 83H254V84H252ZM15 84V86H13ZM47 84V85H48ZM66 84H65V86H66ZM70 84H71V82H70ZM77 84V83H76ZM87 84L86 85H84V86H80V85H78L77 86V91H75V90H72V92L70 93V95H72V93L74 92V93H76L77 92V95H76V97L78 96H80L81 98H80V100H82V98L84 97L83 95H84V92H86L85 94H87L88 96H86L85 95V98H83V100H86L85 102L82 100V101H79V99H77L75 96H73V97H75V99H77V105L78 104H80V105H78L79 107H77V106H75L76 105V100L75 101H73V99L70 101V97H68V99H69V101L70 102H75L74 104H72L73 106L71 107V105L69 106V104H70V102H69V104L68 103H66V105H65V102L63 103L64 105H63V109L65 110V112H64V110H62L65 114H68V113H66V112H69L70 113V110H72L73 112H76V111H78L79 109H83L84 108V104H85V106H86V102L87 101H89V100H91V101H89V102H87V105L88 106H90L89 107V109L90 110H88L87 111V108H88V106H86V108H84V112H85V110H86V114L83 112V111H80L79 110V112L77 113L78 115L77 116H81L83 113V115L81 116V117H76V114L74 115L76 118H81V119H83V117L86 115L87 117H88V114H89V111H91L92 112V108H93V106L92 105H96L97 104V106H98V104H99V106H100V108H101V110H103V109H105V108H102L101 107V103L103 104L105 101H107V98L106 97H108V96H106V95H104L105 94V89H104V86L102 87L101 85H93L92 86V88H89L90 89V92L88 91V89H84L86 86H87ZM109 86H108V85ZM232 84V85H231ZM9 85L11 86V88L9 87ZM58 85H60V86H58ZM68 85H69V83H68ZM112 85V84H111ZM241 85H242V87H241ZM253 85V86H252ZM258 85V84H257ZM80 86V90L82 89V90H84V92H82L81 91V93L79 94V87ZM87 86V87H88ZM91 86H89V87H91ZM97 88H96V87ZM98 86H100V87H102L101 89H104V90H102V92H101V89L100 90H97V89H99L98 88ZM113 86V85H112ZM232 86H234L235 88H233L232 89ZM251 86V87H250ZM16 87V88H15ZM51 87V88H52ZM70 87H73V85L71 86H69V89H70V91H71V89H73V88H70ZM86 87V88H87ZM248 87V88H247ZM259 87V88H258ZM59 88V89H58ZM94 88H95V90H97V91H95L94 90ZM122 88V89H121ZM154 88H156L157 90H159L160 92H161V94H162V96L159 98V97H156L155 95L156 94H154V92L153 93H151L152 92V90L154 89ZM246 88V89H245ZM258 88V89H257ZM68 88H67V90H69ZM49 90H50V88H49ZM67 90L65 91V92H67ZM86 90V91H85ZM123 90H125V91H123ZM157 90H156V92H157ZM236 90H238V91H236ZM247 90V92H245ZM249 90V91H248ZM252 90V89H251ZM254 89L252 90L253 92L255 91ZM52 91V90H51ZM95 92V94H96V92H97V96L94 94V93H91V92ZM99 91H100V93H99ZM120 91V92H121ZM235 91V92H234ZM103 92H104V94H103ZM237 92V93H236ZM245 92V93H244ZM52 93V92H51ZM60 93V92H59ZM82 93H83V95H82ZM233 93V94H232ZM255 93V92H254ZM253 93V94H254ZM54 94V93H53ZM58 94V93H57ZM61 94V93H60ZM63 94H64V92H63ZM91 94H93V95H91ZM152 94H154V96L156 97H153V95ZM160 94V93H159ZM159 94H157V95H159ZM235 94H237L236 95V97H235ZM238 94H239V96H238ZM258 94V93H257ZM74 95V94H73ZM90 95H91V97H90ZM94 95L96 96L95 97V99L96 100H94ZM101 95H102V97L104 98V96H105V98H106V100H105V98L103 99L102 97H101ZM104 95V96H103ZM259 95V94H258ZM44 96H46V97H44ZM57 96V95H56ZM58 96H59V94H58ZM61 96V95H60ZM65 96H67V95H65ZM64 96V97H65ZM83 96V97H82ZM92 96H93V98H92ZM98 96H100L101 98H102V102L101 101H99V103H98V100H100L99 98H98ZM195 96V97H194ZM234 96V97H233ZM241 96V97H240ZM251 96V95H250ZM52 97H54V99H52ZM62 97V96H61ZM63 97V98H64ZM72 97V96H71ZM239 97V98H238ZM248 97H249V94H248ZM247 97V98H248ZM27 98H29L28 100L30 101H28L27 100ZM35 100V101H33V102H31L32 100ZM60 98V97H59ZM58 98V99H59ZM66 98V100H67V97H65ZM195 98V99H194ZM246 98V102L248 101V100H251V99H247ZM89 99V100H88ZM242 99V100H243ZM92 100H94L93 102H94V104H89V103H92ZM234 100L235 101H237V102H235L234 103V109L231 111V108L233 107V102H234ZM27 102V103H25V102ZM60 101V100H59ZM63 101V100H62ZM96 101V102H95ZM221 101V102H220ZM240 101V100H239ZM252 102H253V100H251ZM23 103L24 104V106L25 105H27V106H23L24 107V109H22L21 108V110H19L18 112H16L17 110H18V108L17 107H19L20 108V105H23V104H18V103ZM66 102H68V101H66ZM84 104H83V103ZM101 102V103H100ZM222 102H223V104L224 105H222ZM242 102H245L244 100L243 101H241V102H238V103H240V104H242ZM250 102V101H249ZM39 103V104H38ZM44 103V104H43ZM109 103V102H108ZM117 103V104H116ZM221 103V107L223 108V106L225 107H227V111L225 110V112L226 113H229L230 111H231V113H229V114H227L228 115V120H226V118H227V115H224L223 113H225L224 112V110H222L223 111V113L221 112V107H220V105H218V104H220ZM229 103H231V105L232 106H230V104ZM36 104H38V105H36ZM40 104H41V106H40ZM43 104V105H42ZM68 104V105H67ZM82 104V105H81ZM226 104H228L229 106H227ZM236 104H237V106L239 107L238 109H236V111H235V113H234V110H235V107H237L236 106ZM244 104V103H243ZM248 105H249V103H247ZM251 104V103H250ZM106 105V108H107V110L104 112H101L100 113V111H98L97 109V111H98V115H99V113L100 114H102V113H104V114H108L109 115V112H107L108 111V107L109 106H107V103L105 104ZM109 105V104H108ZM116 105L118 106V107H116ZM36 106H38L37 108H36ZM67 108H69V109H67ZM74 106H75V108L76 109H74ZM83 107V108H81V107ZM92 106V107H91ZM96 106V107H97ZM244 108H246L245 106L246 105H242ZM220 107V108H219ZM243 107L242 108H240V110L241 109H243ZM17 108V109H16ZM72 108V109H71ZM229 108H230V110H229ZM62 109V108H61ZM117 109H119V110H117ZM26 110H28V108L26 109ZM30 110V109H29ZM40 110V111H41ZM69 110V111H68ZM76 110V111H75ZM240 110H238V111H240ZM244 110V109H243ZM243 110H242V112H243ZM20 111H21V113H20ZM31 111V110H30ZM38 111H36V112H38ZM40 111H39V114H40ZM71 111V112H72ZM94 111V110H93ZM115 111V112H116ZM190 111V115H191V113H192V116L190 117L189 115H185V114H188V112ZM229 111V112H228ZM27 112V111H26ZM25 112V113H26ZM35 112V113H36ZM42 112V111H41ZM80 112H83V113H80ZM107 112V113H106ZM232 112L234 113V114H232ZM15 113H18V114H15ZM29 113V112H28ZM27 113V114H28ZM32 113H34V112H32ZM45 113V112H44ZM61 113V112H60ZM93 113H95V111L93 112ZM112 113H113V111H112ZM117 112L115 113L116 115L118 114ZM220 113H222V114H220ZM225 113V114H226ZM240 114L239 115H241V112H239ZM39 114H38V116H39ZM46 114V115H47ZM49 114H50V112H49ZM48 114V116H50ZM72 114V113H71ZM71 114H68V117H70L69 115H71ZM74 114V113H73ZM73 114H72V116H73ZM81 114V115H80ZM111 114V113H110ZM193 114H194V116H193ZM231 114V115H230ZM5 115H6V117H7V115H8V117L7 118H3V117H5ZM32 115V114H31ZM44 115V114H43ZM54 115H55V113H54ZM94 115V114H93ZM93 115H92V117H93ZM97 114L94 116V118L96 117H99ZM105 115V117H108V115L106 116ZM224 115V116H223ZM34 116H37L36 114H34ZM33 115H32V117H34ZM45 116V115H44ZM61 116H66V118H67V115H62L61 114ZM91 116V115H90ZM101 116V115H100ZM113 115L111 114V117L109 118V120L111 119V118H113V117H115V116H113ZM118 116V115H117ZM138 116V117H137ZM188 116H189V119H188ZM229 116H233V119H231V117H230V121H229ZM238 116V115H237ZM237 116H236V119H235V121L236 120H238L239 121V119L240 118H237ZM54 117V116H53ZM52 116H51V119L53 118ZM57 117H58V115H57ZM86 117V118H87ZM105 117H102L103 119L102 120H105L104 118ZM239 117H241V116H239ZM17 118H16V120H17ZM41 118V117H40ZM44 118V117H43ZM55 118V117H54ZM61 118V117H60ZM72 118V117H71ZM74 118V117H73ZM72 118V119H73ZM122 118V119H121ZM133 118V119H132ZM10 119V120H9ZM14 119V120H13ZM71 119V120H72ZM93 119V118H92ZM116 119V118H115ZM20 120H18L19 121V123L18 122H16V123H12V122H10V123H12V124H21L20 123ZM33 119H31V121H32ZM36 120H38V118H36L35 119V121ZM42 120L43 119H39L38 121H41L42 122ZM53 120V119H52ZM56 120V119H55ZM55 120H53L54 122H56ZM58 120V119H57ZM64 120V119H63ZM68 118L66 119V122H67V126H69L68 125ZM100 120H101V118H100ZM108 120V121H109ZM124 120H122V121H124ZM226 120V121H225ZM79 121H80V119H79ZM79 121H77V122H79ZM107 120H106V122H108ZM111 121V120H110ZM116 121H117V119H116ZM124 121V122H125ZM234 121V120H233ZM61 122V121H60ZM74 122V121H73ZM76 122V121H75ZM75 122H74V124H75ZM100 122H102V121H100ZM113 122V121H112ZM127 122V123H128ZM226 122H228V124L226 123ZM231 124H230V123ZM34 123V122H33ZM38 123H40V122H38ZM37 123V124H38ZM59 123V122H58ZM70 123V122H69ZM72 123V122H71ZM87 123V124H86ZM93 123H94V125H93ZM111 123V122H110ZM113 123H117V122H113ZM123 123V122H122ZM122 123H121V125H122ZM125 124L126 126L128 125V124ZM138 123V124H137ZM226 125H225V124ZM3 124V125H2ZM8 124V126L10 125L9 123H7ZM23 124L25 125V127L24 128H21L22 126H23ZM42 124V123H41ZM83 124V125H82ZM86 124V125H85ZM117 124H120V122L119 123H117ZM137 124V125H136ZM225 126H224V125ZM35 125V124H34ZM33 125V126H34ZM39 125V124H38ZM73 125V124H72ZM77 125V124H76ZM10 126H12V125H10ZM33 126H31L32 128H33ZM41 126V125H40ZM74 126V125H73ZM86 126V127H85ZM103 126V127H102ZM101 126V128H103V131L102 130H100V131H102L101 132V134L104 132V128H106L105 127V124H103ZM123 126V125H122ZM131 126V127H132ZM220 126H222V128L220 127ZM6 126H4V128H5ZM13 128H14V126H12ZM66 127V126H65ZM71 126H69V128H70ZM84 127L86 128V131H84L85 132V135H88L89 136V138H91V136L93 137V136H98V134H99V138L98 137H96V139L95 138H93V142L92 141H89L90 142V144L92 145V146H96V147H94V148H96V151H94L95 153H96V156L94 155V156H92L93 154H92V152L90 153V154H92V155H90V156H92L93 158H87L88 159V161H89V163H88V168L86 167V164H87V162L85 163V165H84V167L86 168L84 171L82 170V173H81V170H79L80 171V174L79 173H75L74 171H71V172H73L72 174L70 173H68V172H70V171H68V168L70 167V166H68L67 165V171L68 172H66L67 174H68V176L67 175H64V176H60V175H63V173H61V174H59V176L58 177H64V178H57V175H56V171L55 170H57L58 169V171H59V168L61 167H59V164L61 163L60 161L61 160H63L62 158L63 157H69V154H67L69 151H70V149L68 150V148H66L67 150H68V152L66 151V149L64 148V145L67 147L69 144H70V147L69 148H71V146H72V148L74 147V145L76 144V146H77V149L74 147V149H76V150H78L79 151V149L80 148H82L83 146V142L82 141H84V143H89L88 142V140H90V139H88V137H87V139L85 140L84 138H85V135H83L84 134V132H82L83 131V129H84ZM129 127V126H128ZM232 130H233V126H229ZM229 127H227V128H229ZM2 128V127H1ZM6 128H8V127H6ZM5 128V129H6ZM15 128H16V126H15ZM37 128V127H36ZM35 128V129H36ZM45 129H47L46 127H44ZM44 128H43V130L42 131H44ZM62 128V127H61ZM75 128V127H74ZM125 128H127V127H125ZM227 128H226V130H227ZM229 128V131H232L231 129ZM5 129H2V131L3 132H5L6 130ZM9 129H11V128H9ZM19 129V130H20ZM37 129H40L39 127L37 128ZM42 129V128H41ZM55 129V128H54ZM63 129H65L66 130V128H64L63 127ZM62 129V130H63ZM82 129V130H81ZM128 129V128H127ZM13 131V133L16 131V129H12ZM15 130V131H14ZM19 130L17 131L18 132V134H17V136L18 135H21V133H23V132H21V130H20V132H19ZM23 130V131H24ZM29 129H27V131H28ZM60 130V129H59ZM58 130V131H59ZM81 130V131H80ZM85 130V129H84ZM93 130V131H92ZM99 130V129H98ZM33 131H34V129H33ZM38 132H39V130H37ZM48 131V129L45 131V132H47ZM69 131V130H68ZM68 131H66V132H68ZM77 131H80L79 133H80V135H81V133H82V136H79L78 134L79 133H77ZM89 131V132H88ZM98 133H96V132ZM106 131V130H105ZM220 131V132H219ZM1 132V131H0ZM2 132V133H3ZM17 132H15V134L17 133ZM36 132V131H35ZM95 132V133H94ZM112 132V131H111ZM121 132V131H120ZM119 132V133H120ZM219 132V133H218ZM6 133V132H5ZM4 133V134H5ZM25 133H23V135L25 134ZM41 133V132H40ZM39 133V134H40ZM44 133V132H43ZM53 133V132H52ZM51 132L49 133V131H48V135H50V134H52ZM56 133V132H55ZM72 133V134H73ZM75 133H77V134H75ZM87 133V134H86ZM93 134V135H89V134ZM108 133H110V132H108ZM225 133H227L228 134V131L227 132H225ZM230 133V132H229ZM3 134V135H4ZM7 134H8V132H7ZM10 134V133H9ZM15 134L13 135V137L15 136ZM38 134V135H39ZM47 134V133H46ZM57 134H59V133H57ZM56 134V135H57ZM94 134H96V135H94ZM104 134V133H103ZM102 134V136H104L103 138H106L107 137V133H106V136H105V134L103 135ZM113 134H114V132H113ZM109 135V137L110 136H112V137H114V135ZM231 134V133H230ZM3 135H1V133H0V141L1 142H5L6 141V139L5 138H7L6 137V134H5V138L3 137ZM22 135V136H23ZM34 135L35 134H33V135H31L32 136V138L34 137ZM37 135V134H36ZM42 135V134H41ZM204 135H207L206 137L207 138H203L204 137ZM217 135H218V137H217ZM7 136H9V135H7ZM25 136V135H24ZM23 136V137H24ZM30 136V135H29ZM70 136V137H69ZM74 136H78V138L76 139V137H74ZM124 136V135H123ZM25 137H27V136H25ZM44 137H45V133H44ZM57 137H58V135H57ZM66 137V138H65ZM80 137V138H79ZM229 137V136H228ZM19 138V137H18ZM28 138V137H27ZM27 138H26V140H27ZM30 138V137H29ZM28 138V139H29ZM38 138H39V136H38ZM47 138V137H46ZM68 138H71L72 140L74 139L76 142H75V144L74 143H70V140L68 141ZM124 138V139H123ZM11 139H14V138H11ZM20 139H22V138H20ZM25 139V138H24ZM23 139V140H24ZM61 139H67V141L66 140H64V141H66V143L63 141V140H61ZM114 139V138H113ZM113 139H111L112 141H113ZM116 139V140H117ZM122 139H123V141H122ZM7 140H8V138H7ZM19 140V139H18ZM22 140V141H23ZM30 140H32V139H30ZM34 141L33 142H35V139H33ZM73 140V141H74ZM108 140V139H107ZM110 140V139H109ZM12 141H14V140H12ZM12 141H10L9 143H6V147H8L9 149L7 150V148L5 147V151L3 152V147H2V154L4 153V155H2V154H0V158H1V160H2V156L4 157L6 154H8V158H10V152H11V150H12V148H11V145H9ZM20 141V140H19ZM59 141H63L62 143L64 144H61L60 146H62V148H60L59 147V143H61V142H59ZM72 141V142H73ZM101 141H103L104 143L102 144V142ZM111 141V142H112ZM218 141H220V139L218 140ZM0 142V143H1ZM7 142V141H6ZM16 143L18 142V141H15ZM14 142V143H15ZM29 142V143H28ZM27 143L29 144V145H32V144H30V142L31 141H28ZM68 142V143H67ZM82 142V143H81ZM110 142V141H109ZM108 142V143H109ZM115 142V141H114ZM199 142H201L200 144H199ZM216 142V141H215ZM215 142H214V144H215ZM221 142H222V140H221ZM221 142L220 143H218V144H220L221 145ZM14 144V145H12V147L14 146H16L17 145V147L18 148H14L13 147V150L14 149H16L17 151H18V149H22L19 145V142L17 143V144ZM26 143V142H25ZM25 143H23V146L25 145ZM51 143H52V145H51ZM78 143H81L82 145V147H79L78 148V146H80V145H78ZM87 143L86 144H84V146L85 145H87ZM93 143V144H92ZM100 143L103 145V146H105L106 148H107V151H109V152H111L112 151V154L114 153V157L112 156L111 157V155L112 154H110V155H108V153L105 151V154L107 153V156L106 157H108V156H110V157H108L109 159H110V161L109 162H107V161H105V157H104V155L103 156H101V155H99V156H97L98 154H97V152L98 153H100V151H99V148L100 149H102V145L100 146ZM212 143V144H211ZM5 144V143H4ZM12 144H13V142H12ZM19 144V145H18ZM35 144V143H34ZM53 144H54V146H56V147H58L56 150L58 151V152H56L54 149H52L54 146H53ZM67 144V145H66ZM74 144V145H73ZM90 144H88L89 146H90ZM109 144H111V143H109ZM112 144H113V142H112ZM111 144V145H112ZM197 144H199L198 146H199V149H200V147H201V145L202 146H204V148H205V150H203V151H205V154H203L204 155V157L202 156V153H203V151H200L199 153L197 152V150H198V147L195 149V145H197ZM216 144H217V142H216ZM215 144V145H216ZM1 145V144H0ZM3 145V144H2ZM1 145V146H2ZM110 145V146H111ZM228 145V144H227ZM1 146H0V152H1ZM49 146V148L51 147V149L50 150H48L47 149V151H49V152H46V148ZM92 146H90V149H91V147ZM99 146V147H98ZM217 146H219V145H217ZM25 147H29V146H25ZM24 147V148H25ZM37 147V146H36ZM42 147V148H43ZM86 147V146H85ZM85 147H83V148H85ZM88 147V146H87ZM86 147V148H87ZM211 147V146H210ZM213 147L214 148H216L214 145H213ZM222 147V146H221ZM11 148V149H10ZM23 148V149H24ZM31 148V147H30ZM63 150V149H65L64 151L66 152V154L63 156V154L65 153H62V151L60 150ZM82 148V149H83ZM84 149V150H86L87 151V149ZM89 148V147H88ZM104 148V147H103ZM219 148V147H218ZM29 149V148H28ZM32 149V148H31ZM73 149V151L71 150V152H76V154L77 155H80V151L78 152V151H75ZM88 149V151L87 152H90L91 150H94V149ZM111 151H110V150ZM195 149V150H194ZM211 149V148H210ZM222 149H223V147H222ZM222 149H220L221 151H222ZM10 150V151H9ZM12 150V151H13ZM35 150V149H34ZM39 150V149H38ZM41 150V149H40ZM39 150V152H42V150L40 151ZM59 150H60V152H61V154H60V152H59ZM84 150H81V151H84ZM212 150V149H211ZM215 150H217V149H215ZM24 151H26L25 149H24ZM29 151V150H28ZM53 151H55L56 153H58L57 155H59V157H57V159L55 158L56 157V153L55 152H53ZM16 152V151H15ZM15 152L13 151V152H11V154L12 153H14V155L17 157V161H14V162H20V159L18 158V157H20V155L22 154V152H21V154H18L19 156H17V154H15ZM19 152V151H18ZM18 152H16V153H18ZM35 152V151H34ZM78 152V153H77ZM87 152H85L84 151V153H82V154H88ZM103 152V151H102ZM101 152V153H102ZM202 152V153H201ZM223 152H224V150H223ZM30 153V152H29ZM28 152L26 153V155L27 154H29ZM70 153V152H69ZM94 153V154H95ZM122 153V152H121ZM213 153V152H212ZM215 153V152H214ZM220 153V152H219ZM226 153V152H225ZM228 153V152H227ZM31 154H32V151H31ZM71 154H73V153H70V155ZM104 154V153H103ZM199 154H200V156H199ZM2 155V156H1ZM23 155H25V154H22V156L21 157H24ZM25 155V156H26ZM53 155H55V156H53ZM75 155V154H74ZM77 155H75V157L77 156ZM88 155V156H89ZM215 155V154H214ZM219 155V154H218ZM63 156V157H62ZM72 157H73V155H71ZM70 156V157H71ZM84 156H85V158H86V156L87 155H82V158H84ZM89 156V157H90ZM118 158L119 156L121 157H119V161H116L117 160V158ZM199 157V159H197V160H199V161H201L200 163H202L201 165H200V163H199V167H201V169H199V170H202V171H198V170H195L196 169V167L194 166L195 165V163H198L199 161H195L194 159L195 158H198ZM202 156V157H201ZM227 156V155H226ZM6 157V156H5ZM27 157V156H26ZM26 157H24V160H25V162H26V160L29 162V161H34L35 159H36V156H34V159H31V160H28ZM54 157V158H53ZM61 157V158H60ZM70 157H69V159L68 160H70ZM103 157H104V159H103ZM214 157H216V155L214 156ZM217 157H219V156H217ZM31 158V157H30ZM51 160H50V159ZM60 158V159H59ZM77 159H79V156H77L76 157ZM76 158H75V160L73 159V161H72V159L70 160V161H68V160H66V158L64 159L65 160V162L66 161H68L67 163H70L69 165H75V163L76 162H78L77 160H76ZM80 158H81V156H80ZM84 158V159H85ZM113 158V159H112ZM114 158H116L115 159V162H114ZM200 158H201V160H200ZM207 158H209L210 159V157H209V154H208V156H207ZM220 158V157H219ZM4 159V158H3ZM6 159L7 158H5L3 161H6ZM18 159H19V161H18ZM202 159H204V160H202ZM8 160V159H7ZM9 160H11L12 161V157L9 159ZM8 160V161H9ZM21 160H23V158H21ZM53 160V162L52 163H54V164H57L56 162H58V164L56 165L57 166V169H55V167L56 166H54V164H52V163H50V161H52ZM54 160H56V161H54ZM60 160V161H59ZM63 160V161H64ZM86 160V159H85ZM113 160V161H112ZM8 161H6V162H8ZM32 161H31V163H32ZM42 161H48V164H47V162H43L45 165L44 166H42L43 165V163H42ZM63 161H62V163H63ZM74 161H76V162H74ZM80 161H82L83 162V160L82 159H80ZM79 161V162H80ZM111 161L112 162H114V166H112V164L113 163H111ZM194 161H195V163H194ZM203 161V162H202ZM13 162V163H14ZM60 162V163H59ZM74 162V163H73ZM78 162V163H79ZM117 162H118V164H117ZM193 162V163H192ZM224 162V161H223ZM0 163H1V165L2 166H5V165H3V163H5V162H1L0 161ZM11 162H8V163H6L7 164V168H8V171H7V169H6V172H5V174L7 175V174H9V173H11V171H15V170H17L18 169V167H17V163H14V164H16V166H15V168H17V169H15V170H9V168H11L12 169V167H13V165L11 166V165H8V164H10ZM23 162H21V164H22ZM73 163V164H72ZM107 163H108V166H107ZM219 163V165L220 166H222L221 165V162H218ZM217 163V164H218ZM38 164H39V162H38ZM53 165V166H48V167H51V168H49L48 169V167L47 168H44V167H46L47 165ZM65 165H66V163H64ZM63 164V165H64ZM111 164V165H110ZM181 164H183L182 166H181ZM192 164V165H191ZM216 164V163H215ZM0 165V166H1ZM26 165V164H25ZM62 165V167L61 168H63L64 166ZM110 165V166H109ZM212 165H213V162H212V164H211V167H212ZM1 166V167H2ZM10 166V167H9ZM19 166H22V165H20L19 164ZM24 166V165H23ZM29 166H30V164H29ZM79 166V165H78ZM186 166H188V167H186ZM195 167L194 169L193 168H190V167ZM214 166V165H213ZM218 166V165H217ZM217 166H214L215 167V169H216V171L218 172V167ZM28 167V166H27ZM31 167V166H30ZM43 167V168H42ZM54 167V168H53ZM59 167V168H58ZM108 167H110V169L108 168ZM182 167L184 168L183 169V171L181 170L182 169ZM208 167V166H207ZM206 167V168H207ZM25 168V167H24ZM52 168H53V174H52ZM60 168V169H61ZM71 168V167H70ZM107 168H108V170H107ZM181 168V169H180ZM188 168H190V169H188ZM210 168V167H209ZM14 169V168H13ZM22 169V167L21 168H19L18 169V171L19 170H21ZM26 169V168H25ZM24 169V170H25ZM43 169V170H42ZM44 169H46V170H44ZM65 169V168H64ZM64 169H62V171L64 170ZM79 169V168H78ZM80 169H81V166H80ZM126 169H128V171L130 170V172H126L127 170ZM178 169H180V170H178ZM186 169L188 170V171H186ZM222 169V168H221ZM220 169V170H221ZM1 170V169H0ZM24 170H22L21 172L22 173H24L23 171ZM27 170L28 169H26V174H25V176L26 177H24V175L23 174H19V173H21V172H19L18 173V171H17V173H11V174H13V176L14 177H12V178H15V175L14 174H16L17 175V178H16V180L19 178L18 177V174H19V176L20 177H22V178H27V177H32L31 175H28L27 176ZM51 172H50V171ZM223 170V169H222ZM2 171V170H1ZM5 170H3V172H4ZM32 171V170H31ZM41 171H43V172H41ZM47 171V172H46ZM124 171L129 175V174H131V176L132 177H129V180L130 181H128V178L126 179L125 178V180H127V184L125 185V183H126V181H124L122 178H121V176H120V178L122 179V183H123V181H124V184H121L120 182L119 183H117V181H118V177H117V175L116 174H118V173H120V175H124L123 173H124ZM180 173L179 175H178V172ZM210 171H211V169H210ZM210 171L207 173L208 175H206V174H204V175H206L205 176V178L204 179H206V180H202L203 182H204V184L202 185L203 186V188L205 189H203L204 191H203V193H204V195H203V193H200V195H202V196H200V197H198L197 198V200H199L200 198L201 199H203V198H205V199H207V196L205 195L207 192L208 193H211L210 192V189H211V186H208V188H207V184L209 185V184H211V185H213V181L216 179V177H215V179L214 178H212L213 176H211L210 178H212L211 179V181L209 180L210 178H209V175H210ZM38 172V171H37ZM50 172V173H49ZM78 172V171H77ZM176 172V173H175ZM185 174L184 176H183V173ZM188 172V173H187ZM190 172V173H189ZM191 172H192V174H191ZM194 172V173H193ZM215 172V171H214ZM223 172H225L224 170H223ZM32 173H34V172H32ZM49 173V174H48ZM60 173V172H59ZM66 173H64V174H66ZM122 173V174H121ZM188 175H187V174ZM10 174V175H11ZM29 174H30V171H29ZM38 174V173H37ZM50 174H52L51 176H50ZM58 174V173H57ZM75 174V175H74ZM127 174H125V175H127ZM199 174V173H198ZM212 174H213V172H212ZM116 175V176H115ZM180 175H182L183 177H181ZM224 175V174H223ZM222 175V176H223ZM5 176V175H4ZM12 176V175H11ZM33 176H36V173H35V175L33 174ZM54 176V177H53ZM114 176L116 177L115 178V180H117L116 181V183H117V185H116V183H114L113 181H111L113 178H114ZM130 176V175H129ZM185 176H187L186 178H184ZM9 177V179L11 178L10 176H7V178ZM56 177V178H55ZM126 177H128V176H126ZM181 177V178H180ZM228 177V176H227ZM1 178H3V176H1L0 177V180H1ZM5 179H7L6 177H4ZM34 178V177H33ZM31 179V178H29V179H31L32 180V182H33V180L35 181V179ZM176 178H179L180 180H178V179H176ZM222 178V177H221ZM220 178V179H221ZM120 179V180H121ZM185 179V180H184ZM218 179V178H217ZM11 180V179H10ZM9 180V182L10 183H12L11 181ZM15 180V179H14ZM27 180V179H26ZM26 180L25 179H23V181H25L26 182ZM31 180H28V182L29 181H31ZM183 180H184V182H183ZM192 180V179H191ZM190 180V181H191ZM213 180V181H212ZM2 181V180H1ZM13 181V180H12ZM21 182V179L20 180H18V182ZM110 181H111V184L112 183H114V184H112V188L111 189H113L112 191H108V190H106V189H108L107 188V184H109L110 183ZM179 181V182H178ZM210 181V182H209ZM3 182H5V183H3ZM6 182H7V184H10L9 182H8V180L6 181V180H4L3 179V181H2V183L3 184H6ZM25 182L24 183H22V185H25ZM28 182H26V184L28 183ZM177 182H178V184H177ZM181 182V183H180ZM205 182H207V183H205ZM215 183H216V181H214ZM15 183H17L16 181L14 182L13 181V185L15 184ZM40 183V182H39ZM175 183V184H174ZM214 183V184H215ZM0 184H1V182H0ZM18 184V183H17ZM17 184H15V186H17ZM30 184H28V185H30ZM110 184V185H111ZM174 184V185H173ZM19 185H20V183H19ZM18 185V187H23L22 189H19L20 191V194L17 192V194H19V195H17V197L18 196H21V194H23L25 191L23 190V189H25V187L27 188V186L25 185V187L24 186H19ZM177 185V186H176ZM178 185L180 186V187H178ZM204 185L206 186V188L208 189V191H207V189L204 187ZM8 186V185H7ZM11 186L12 185H10V187L9 188H11ZM182 186H183V188H182ZM215 186V185H214ZM213 186V187H214ZM3 187H6V185H3ZM29 188H31L30 186H28ZM108 187H109V185H108ZM175 188V190H173V188ZM7 188V187H6ZM0 189H2V187H1V185H0ZM110 189V190H111ZM181 189H183V190H181ZM4 190V189H3ZM21 190H23L24 192H21ZM28 190V189H27ZM31 191H32V189H30ZM29 190V191H30ZM176 190H177V192H179V190H180V192H179V194L181 193V196L178 194V197L176 196L177 194H176ZM186 190V191H185ZM6 191V190H5ZM5 191H3V193L5 192ZM9 191V190H8ZM12 191V189L9 191V197L8 198H10V192ZM14 191L15 190H13L12 192L14 193ZM171 191H174L175 192V194L173 195V193L174 192H171ZM184 191V194H182V192ZM206 191V192H205ZM211 191H212V189H211ZM3 193H1L0 192V194L2 195V197H4L5 195L3 194ZM12 193V194H13ZM26 193V192H25ZM29 193V192H28ZM30 193V194H31ZM171 193V194H170ZM207 193V194H208ZM6 194V193H5ZM13 195H16V194H13ZM170 195H172L171 197H170ZM189 195V194H188ZM7 196H8V194H7ZM174 196H176V197H174ZM182 197L181 199H180V197ZM190 196V195H189ZM204 196V197H203ZM22 197V196H21ZM57 198V200L56 201H59V204L62 206L63 204H65V206H62V208H61V206L59 207V205H57V206H55V204L57 203L58 204V202H55L54 200ZM203 197V198H202ZM210 197V196H209ZM6 198V197H5ZM59 198H61V199H59ZM177 198V199H176ZM2 199V198H1ZM18 199H21L20 197H18ZM200 199V200H201ZM205 199H204V201H205ZM9 199H7V201H8ZM61 200V201H60ZM179 200L180 201H182V202H179ZM199 200V201H200ZM209 200V199H208ZM1 201L2 200H0V203H1ZM4 201V200H3ZM202 201V203L204 202L203 200H201ZM200 201V202H201ZM5 202H6V200H5ZM4 202V203H5ZM62 202V203H61ZM164 202H165V205H167L168 204V206H165L166 207V209H165V207L163 208V207H160V210L159 211H161L160 213H159V211H158V215L157 214H153L152 215V213L150 212V218L147 216L149 213H147V210L148 209H146L147 208V206H148V208L150 207V205H152L151 206V208L149 209V210H153V208L155 207L156 208V206L157 205H159V206H161L162 204H164ZM177 202V203H176ZM194 202V201H193ZM198 202V201H197ZM4 203H2V205H0V206H2L3 207V204ZM7 203V202H6ZM14 203V202H13ZM16 203V204H15ZM14 203V205L16 206L17 205V203L18 202H15ZM23 203V202H22ZM54 203V204H53ZM167 203V204H166ZM179 203H181V204H179ZM202 203H200V205L202 204ZM20 203H18V205H19ZM24 204V203H23ZM52 204H53V207H52ZM155 206H154V205ZM161 204V205H160ZM197 204V203H196ZM17 205V206H18ZM172 205V204H171ZM199 205V204H198ZM6 206V205H5ZM20 206V205H19ZM159 206H158V208H159ZM177 206V207H176ZM186 206V205H185ZM203 206H204V204H203ZM1 207V208H2ZM35 207V208H34ZM50 207H52L53 209H51ZM55 207H57L56 209L57 210H55L54 208ZM68 207V208H67ZM146 207V208H145ZM174 207V208H173ZM188 207V206H187ZM191 207V206H190ZM0 208V209H1ZM4 208V207H3ZM51 210H50V209ZM58 208H59V210H58ZM65 208L67 209V212H64V211H66L65 210ZM155 208H154V210H155ZM161 208L164 210H161ZM168 208V209H167ZM204 208V207H203ZM26 209H24L25 211H26ZM41 209V208H40ZM60 209L62 210V211H60ZM53 210V211H52ZM69 210V211H68ZM149 210H148V212H149ZM168 210V211H167ZM60 211V212H59ZM167 211V212H166ZM175 211V210H174ZM180 210H178V212H179ZM185 211V210H184ZM204 211H206V210H204ZM36 212V213H35ZM63 212V213H62ZM154 212H156V210L154 211ZM165 212V213H164ZM177 212V211H176ZM178 212H177V216L180 214V212H179V214H178ZM203 212V211H202ZM5 214V211L3 210V212H2V210H1V213H0V216H4V214ZM157 213V212H156ZM171 213V214H172ZM183 213V212H182ZM182 213H181V215H182ZM185 213V212H184ZM2 214V215H1ZM160 214V215H159ZM162 214V215H161ZM158 216H164V218L162 219V218H159ZM180 216V215H179ZM178 216V217H179ZM169 218V217H171L172 218V220L169 218L167 221H169V220H171V222H168V223H172V225H170V224H168L166 221H163V220H166L165 218ZM136 218V219H135ZM145 218V219H146ZM184 218V217H183ZM183 218H182V221H183ZM124 219V220H123ZM140 219V220H139ZM155 219V220H156ZM162 219V220H161ZM179 219H180V217H179ZM187 219V218H186ZM121 220H122V222H121ZM125 220H126V222H125ZM136 222H135V221ZM139 220V221H138ZM134 221V222H133ZM161 221L162 222H164L163 224H161ZM121 222V223H120ZM132 222V224H130L129 225V223H131ZM137 222H138V224H137ZM166 222V223H165ZM186 222V221H185ZM124 223H128V226H127V228H126V224H124ZM158 223L160 224V226L158 225ZM184 223V222H183ZM2 224H3V227H4V222H2ZM122 224V225H121ZM137 225V227H136V225ZM146 224V223H145ZM167 224V225H166ZM179 224V223H178ZM9 225V224H8ZM17 226V228H16V226ZM121 225V226H120ZM186 225V224H185ZM125 226V227H124ZM165 226H167V228L170 226V228H172L171 229V231H169V228L167 229ZM172 226V227H171ZM183 226V225H182ZM156 227V226H155ZM158 227H156V229L158 228ZM16 228V229H15ZM121 228H123L124 230H122ZM130 228V229H129ZM178 228V229H177ZM182 228V227H181ZM192 228V227H191ZM191 228H190V231H192L191 230ZM1 229H2V227H1ZM128 229V230H127ZM144 229V228H143ZM174 229V230H173ZM175 229H176V231H175ZM127 230V231H126ZM141 230H142V228H141ZM155 230V229H154ZM159 230H162V232H164L163 234H162V232H160ZM164 230V231H163ZM180 231L179 233H180V235H178V231ZM0 231H2V230H0ZM124 231V232H123ZM158 231V232H157ZM122 232H123V234H122ZM4 233V232H3ZM169 233V234H168ZM171 233V234H170ZM185 233V232H184ZM194 233V232H193ZM120 234H122L121 235V237L120 236H118V235H120ZM159 234H161V235H159ZM165 234V235H164ZM172 234H173V236H172ZM2 235V236H1ZM162 235H163V237H162ZM124 236V239H125V241H126V237ZM128 236V235H127ZM135 236V235H134ZM120 237V238H119ZM139 237V236H138ZM150 237H152V238H150ZM119 238V239H118ZM129 238H130V236H129ZM161 239V240H163L164 242H162L161 240H159V242L157 241L158 239ZM163 238V239H162ZM173 238V239H172ZM178 238H177V240H178ZM191 238V237H190ZM134 239V238H133ZM138 239V238H137ZM153 239V240H152ZM119 240H121V242H119ZM144 240V241H143ZM180 240V239H179ZM181 240H183V241H185V239H181ZM123 241V242H122ZM127 241H129V240H127ZM147 241V242H148ZM173 241H172V243H173ZM146 242V241H145ZM144 242V243H145ZM162 244H161V243ZM170 242V241H169ZM127 243V242H126ZM139 243H140V241H139ZM158 243H160V244H158ZM118 244V245H117ZM135 244V243H134ZM137 244V243H136ZM142 244V243H141ZM141 244H139V247L141 246ZM256 244V243H255ZM116 245L117 246H119V247H116ZM127 245H129L128 243H127ZM162 246V248H161V246ZM172 245V244H171ZM177 245V244H176ZM248 245V244H247ZM258 245V244H257ZM166 246V247H165ZM173 246V245H172ZM252 246V245H251ZM134 247V246H133ZM138 247V246H137ZM139 247H138V249H139ZM175 247V246H174ZM177 247V246H176ZM254 247V246H253ZM162 250H161V249ZM251 248V247H250ZM124 249V248H123ZM127 249V248H126ZM160 249V250H159ZM146 250V249H145ZM174 250V249H173ZM256 250V249H255ZM259 250H261V249H259ZM259 250H256V251H254L253 250V252H255V254H256V256L255 257H257V255H259ZM136 251V250H135ZM162 251H164V252H162ZM175 251V250H174ZM239 251V250H238ZM143 252H146V251H143ZM157 252V253H158ZM179 252V251H178ZM236 252V251H235ZM262 252H264V251H261V253ZM118 253H119V255H118ZM122 253V252H121ZM168 253V252H167ZM174 253V252H173ZM252 253V252H251ZM125 254V253H124ZM136 254V253H135ZM142 254V253H141ZM145 254L146 253H144V258H145ZM156 254V253H155ZM155 254H154V256H152V258L153 257H155ZM161 254V255H162ZM170 254V253H169ZM239 254V253H238ZM243 254H244V252H243ZM249 255V253H248V251H247V253H246V255ZM126 255V254H125ZM130 255V254H129ZM129 255L127 254V256L129 257ZM166 255V254H165ZM174 255V254H173ZM243 256V258L245 257V260L244 261H246V259H247V261L248 262H250L251 261V258L252 257H250V258H248L247 256ZM261 255V254H260ZM131 256V255H130ZM134 256V255H133ZM242 256L240 257L241 259H242ZM251 256H253L252 254H251ZM128 257H126L125 259H127ZM142 257V256H141ZM158 257V256H157ZM157 257H155V259L157 258ZM164 257H166V256H164ZM170 257H172V256H170ZM226 257V256H225ZM254 257V256H253ZM259 257V259H260V263H257V264H264V261H262V259H264V254H262V256H261V258H260V256H258ZM124 258V257H123ZM160 259L162 258V257H159ZM177 258V257H176ZM239 258V257H238ZM121 259V260H120ZM138 259V258H137ZM141 259V258H140ZM154 259V258H153ZM153 259H151V260H149L150 262L149 263H147V264H156L157 262H155ZM178 259H180V258H178ZM177 259V260H178ZM117 260H119L118 262H117ZM171 260V259H170ZM240 260V259H239ZM256 260H257V258H256ZM153 261V262H152ZM158 261L159 262H161V261H163V260H159L158 259ZM176 261V260H175ZM180 261V260H179ZM242 260H240V264L242 263L241 262ZM124 262V261H123ZM126 262V261H125ZM123 263V264H126V263ZM164 262V261H163ZM162 262V263H163ZM222 262V261H221ZM254 262V261H253ZM256 262H258V261H256ZM166 263V262H165ZM164 263V264H165ZM178 263H180V262H178ZM239 263V262H238ZM247 263V262H246ZM245 263V264H246ZM136 264H138V262L136 263ZM142 264V263H141ZM146 264V263H145ZM157 264H159V263H157ZM170 264V263H169ZM175 264V263H174ZM184 264V263H183ZM222 264H224L223 262H222ZM226 264V263H225ZM253 264V263H252ZM256 264V263H255Z\"/></svg>","mask_w":264,"mask_h":264},{"label":"rangeland","instance_id":"2","mask_svg":"<svg viewBox=\"0 0 264 264\" xmlns=\"http://www.w3.org/2000/svg\"><path fill=\"white\" fill-rule=\"evenodd\" d=\"M27 1L28 0H0V84L3 86V84H4V82H8V83H6V84H4V85H7V84H10V80L11 79H8V77L12 74V76H13V73H15L16 71H17V69L18 68H20L21 67V65L20 64H26V62H28V65H29V62H32V61H29V60H32V59H27L26 60V58H27V55H28V58H29V56H33V54L34 55H36L37 53H39V55L41 54V53H43V51L40 53V51L41 50H43V49H45L44 48V40H46V39H49V38H47L46 37V39H42L43 40V43H41L42 41H40L41 40V38L40 37H44V35L43 34H45V31L43 30L44 29V27H43V25L42 24H44V23H46L45 21H44V19L46 20H48V18L47 17H49L50 18V15H48L49 13L51 14V10L52 9H54L55 7H56V5H53L52 4V2H53V0L51 1V0H38V4L36 5V6H34V7H28L27 6ZM78 1V0H77ZM80 1V0H79ZM93 1V0H92ZM97 1V3L99 2V1H102V2H100V4L98 3V5H101V3L102 4H104V5H106V3H109V5L107 4L106 6L107 7H109V6H111V8L113 9V10H111V11H107V9H105L104 7H106V6H103L102 8L104 9V11L103 12H106V15L107 16H105V13H102L101 14V12H102V10L103 9H101V8H99V6L96 4V3H94V1L92 2V3H94V4H96V5H91V3L90 4H88L89 2H91V0L88 2L87 1V4L88 5H90L89 7H91L92 6V8L95 6V8H93L94 10H95V12H93L94 14H92L91 16H92V18H91V16H89L90 18V20L88 19V17H86V18H82V23H81V21H79L80 23L79 24H81V26H82V24L84 23L85 24V20L84 19H88V24L90 25V26H92V30H94L93 29V26L95 27V23H97V22H99V21H101V22H99V23H101L100 24V28H99V31H94L95 33L97 32L98 34H95L94 32H93V35L95 34L97 37H95V36H92V31H90V33L91 34H89V32H88V30H85V29H81L80 27H79V25L78 24H76L75 26H77V27H79V28H77V30L75 29V31L72 33V36L74 35L75 37H76V39H74V42L76 43V44H78V46L73 42V43H71V42H68V43H71V44H65V41L63 42V43H61V41L57 38V41L59 42V45H60V43L61 44H63L62 46H60V47H62V52H61V57L59 56V54H60V52H59V49H58V52H54L53 53V49L54 48H50V51H52V55L53 56H57L58 55V58H60V61L58 62V63H60L61 65H59V66H62V68H60L61 69V71H58L57 70V68L55 67V66H57V60L56 59H58V58H56L55 59V57L54 58H51L52 57V55H48V58H50V60H49V64L50 65H46L45 67H46V69H48L50 66H52L51 65V63H55L54 65H53V67L51 68V73L50 74H52L51 76H50V74H49V76L47 75V77L45 78L44 76H46V73L48 74V71L46 70V69H44V67H43V69H41V70H43V72H41V73H44V71H45V73L43 74V77L45 78H40V82H41V84H40V86L42 85V87H41V89L44 87V90H43V92L45 93V94H47V95H50L51 94V96H55V99H56V101H58L60 104H59V108H57V110L59 111V114H57L56 113V110H54L55 112V115H54V113L52 114V111H50V110H52V109H54L55 108V106H53L49 111H48V114H49V112H50V116H48V114L46 113L47 111H45V110H47L45 107V105H47L48 103L50 104V101H48V100H46V98L44 99V101H45V105H43L44 106V112H43V110H41V108H40V110L42 111H40V114H39V111H38V109L39 108H37L38 106H36V108H37V110L34 108V104H35V102H33V101H35L34 99L32 100L31 98V102H33V104L32 105H29V106H27V105H25V106H27L26 107V109L28 108V110H26L25 109V111L24 110H21V108L22 109H24V104L23 103H18L19 105L20 104H23V105H20V108L19 107H17L18 108V110L16 111V112H18L19 110H21L22 111V114H23V116H27L28 117V115L31 117V119H33L32 121H31V119H30V117H28L30 120L28 121L29 122V124H25V125H29L28 126V128L27 129H29L28 131H27V129H26V132H28V134H26L25 133V130L23 131L22 129H20V126L19 125H22V123H21V120L19 119V118H22V115L20 114H18V113H15V114H18L19 115V117L17 118V115L15 116L16 118H17V120H16V118H15V121H13L14 123H16V122H18L19 123V121L18 120H20V123L21 124H12L13 122H12V119L10 120V122H12V123H10L9 121H6V120H8V115H7V117H6V115H5V117H3L4 119L5 118H7L6 120H4L6 123H4L3 122V126H0V133H1V135H3L5 132V134H6V137L8 138V140H7V138H5V134L3 135V137L6 139V141L5 142H1L0 144L2 145H0L1 146V152H0V154H2V147H3V152L5 151V147L7 146L6 145V143H9L10 141H12V140H14V141H12L13 142V144H12V142L9 144V145H11V148H12V150H13V147H12V145H14L16 142L15 141H18L19 142V146L22 148V149H18V151L16 150V149H14L13 151L15 152H18V153H16L15 152V154H17V156H19L18 154H21V152H22V154H25L26 155V153L28 152H30L29 154H27L26 156L25 155H23L24 157H26L28 160H31V159H34V156H36V159L34 160V161H32V163H31V161H27L26 160V162H25V160H24V157H21L22 156V154L20 155V157H18L19 159H20V162H14V161H17V157L14 155V153H12L11 154V152H13L12 150H11V152H10V158L12 157V161L11 160H9L10 158H8L9 156H8V154H6L4 157L2 156V155H4V153L1 155L2 156V160H1V158H0V161L3 163V162H5V163H3V165H5V166H2L1 165V163H0V165L2 166H0V169L2 170H0V177L1 176H3V178H1V180L3 181V179L4 180H8V182H9V180L12 182V183H10V184H7V182H6V184H3V183H5V182H3L2 183V181L0 180V182H1V187H2V189H0V192L1 193H3V191H5L3 194L5 195L4 197H2V195L0 194V200H2L1 201V203H0V205H2V203H4L5 202V200H6V202L3 204V207L2 206H0V213H1V210H2V212H3V210L5 211V214H4V216H0V230H2V231H0V234L2 233V234H4L5 235V233L6 234H10L12 231L11 230H13V224H12V222L15 220V221H17V219L19 218L20 220V222H21V217H22V215H23V213H25V212H27V209L29 210V208H27L26 209V205H28V202H27V200L26 199H28V195H29V197L32 195V193L31 192H33L34 193V195H35V193H37L40 189H39V187L41 186V179H39V181H38V183H37V179H35L36 177H39V172H40V170H36V171H33V169H35L36 167H40L41 166V160H43V159H46V158H44V156H46V154L45 155H42V159H41V156L40 157H37V155H36V153L38 154V156H39V154L41 153H43V151L45 152V150H44V147H46L47 145H49L50 144V142H53L54 141V139H56L57 140V142H58V140H60L59 139V136H60V138H63V137H61V136H64L65 134L67 135V133L69 134L70 132H72L73 133V129L75 130V129H77L79 126L82 128V126H81V123L80 122H82L83 121V123L86 121L87 123H88V121H89V125H91V122H92V120H94V122H96L95 124H96V126H95V128H93L92 127V125L90 126L91 128H89V126H88V124L85 126L86 128H88L87 130H89V129H97L98 127V129L96 130V131H99V133H100V135H101V138L104 140V139H106V141H105V143L103 142V141H101L102 142V144L104 143V144H106L105 146L108 148V146L107 145H109V147L112 149V146L113 145H115L116 144V141H117V144L118 143H120V145H122L123 144V142H118V139L117 138H119V139H121L122 137H125V135H126V133H128V131L130 130V129H132L133 128V126L135 125L134 123H136V122H133V120H131V122L133 123V126L131 125V124H129V122H130V120H129V122L128 121H125L124 119H122V120H124V121H120L119 120V113H118V111H116V108L114 109V110H112L111 108H113L112 106H110V105H115V104H112L113 102H110V99H109V96H108V94L109 93H124V92H122L121 90V92L120 91H116V89L118 90V88H116V87H123L124 86V84H122L123 82L122 81H124L125 82V84H129V83H131L132 82V76L131 75H133L134 73L136 74V72H138V73H140V71L141 70H143V68L146 66V65H148V68L147 69H149V68H151V69H149V70H153L154 71V69L152 68V67H154V68H156V72L157 71H159L158 73H160V71L162 70V68H165L166 66L162 63V61H161V59H159L160 57L158 56L159 54L158 53H161V51L159 50V49H161L162 48V50H163V48H165V46H166V48H165V50L167 49V47L168 46H174V44H176V47L178 46H180L181 45V47L183 48L184 46H186L187 47V45H188V47L189 46H192V47H190L189 48V50H191V48H192V50L191 51H196V55L194 54V53H192L194 56H196V57H194L193 56V60H194V62L196 61H198V59L199 58H197L198 56H201V59H199V61L200 60H202V56H203V54H201L200 55V53L202 52V51H198L199 49L200 50H202L203 49V46H204V48L205 47H207L208 45H209V43L208 42H210V43H212L211 45H209V49H211V50H214V47L216 46V48L215 49H217V53H216V51H215V53L213 54V55H211L212 56V58H215V57H219V53L221 52L222 53V55L223 56H225V58H226V60H225V62L228 64V62H227V59H228V57L229 56H231V57H235L234 56V52H236V54L240 51H238V49L235 51L234 49H232V50H234L233 51V53H232V50H230V53H229V49L226 51L227 53H225V51H221L222 49H225V45L226 46H230V45H234V43L236 42V43H240L239 44V46L240 47H242L241 45L243 44L244 45V42H245V40H247V39H243V38H241V39H243L244 40V42L242 43V41L241 42H237V41H240V39H239V37H243L244 35H245V33H244V30H243V32L242 33H244V35L243 34H238L239 36H238V39H237V41H230L231 39H233L232 37H231V39L230 40H228V36H227V38L225 39V40H228V41H230V42H227L226 43V41H217L216 39V37L218 36L217 35V32L219 31V29L218 28H216L218 25H220V23H218V22H220L219 20H221V17L222 16H224L222 19V22L223 21H226V20H224V18H228V16H230V14H228L230 11L231 12H233V8H234V11H243L244 13V16L247 14V15H251L253 12L254 13H256L258 16H257V18H256V20L258 19V17L260 18V20L261 21H264V15H261V14H264V6H262V5H264V2H262V0H258L259 2H257L256 0H254V1H250V0H238V2H240V4H241V2L244 4V6L245 7H243V5L241 4V6H240V4L239 3H237V6H235V4H233L231 1L232 0H230V2L233 4V7L232 6H230L231 7V9L229 8V10H228V8H225V9H227L228 10V12L225 10V9H223V7L222 6H220V3H222V2H218L217 0H215V1H213V2H217L219 5H216L215 3H214V6H213V2L209 5V7H208V10H206V8L203 10V9H201L202 11H201V14L200 13H198V12H196V7L197 6H195V5H197L198 3H194V1H190V0H151L152 2L151 3H146V4H148L147 6L146 5H144V0L142 1L143 2V4L139 1H137V0H133L134 2L136 1V3L137 4H134V3H132L131 2V0L129 1V0H119V1H121V2H123L124 4H129L130 2H131V4L127 7L126 5H124L123 3H119V5L120 6H122L123 7V9H121L122 7H119V6H117L118 8H116V7H114L115 6V4L116 5H118V2L119 1H117V0H107V1H109V2H107V1H103V0H96ZM95 1V2H96ZM116 1H117V3H116ZM127 1H129L128 3H127ZM146 1V0H145ZM147 1H149V0H147ZM146 1V2H147ZM188 1H190V2H188ZM227 1V0H226ZM229 1V0H228ZM51 2V3H50ZM81 2V1H80ZM104 2V3H103ZM115 2V4L113 5V3ZM192 2V3H191ZM195 2H197L196 0H195ZM234 2H235V0H234ZM81 3H84L83 1L81 2ZM85 3H86V1H85ZM249 3H251L250 5H249ZM259 3V4H258ZM13 4V5H12ZM122 4V5H121ZM133 4H134V7H133ZM190 4H194V5H190ZM230 4V3H229ZM248 4V5H247ZM23 5V6H22ZM124 5V6H123ZM136 5H138V6H136ZM215 5H216V8H215ZM239 5V6H238ZM254 5V6H253ZM257 5V6H256ZM13 6V7H12ZM130 6H132L133 8H131ZM193 6H194V8H193ZM220 6V7H219ZM77 7V6H76ZM89 7H86V9L87 8H89ZM97 7H98V11H97ZM136 7H138V8H136ZM212 7V8H211ZM217 7H219V8H217ZM236 7L238 8V10H236ZM248 7H249V9H248ZM3 8V9H2ZM126 8H131V9H126ZM246 8V9H245ZM251 8V9H250ZM24 9V10H23ZM85 9V10H86ZM109 10H110V8H108ZM117 9V10H116ZM126 9V10H125ZM245 9V10H244ZM248 9V10H247ZM255 9V10H254ZM259 9H260V11H261V13H260V11H259ZM12 10L14 11V12H12ZM89 10H91L90 8H89ZM100 10V11H99ZM106 10V11H105ZM123 10V11H122ZM131 10V12L129 13L128 11H130ZM198 10V9H197ZM219 10V11H218ZM222 10V11H221ZM252 12H250V11ZM30 11V12H29ZM86 11H88V9L86 10ZM91 11H93V10H91ZM112 11H113V13H112ZM208 11V12H207ZM220 11H221V13L222 12H224V11H226V12H224V13H220ZM259 11V12H258ZM97 12H99V14H100V16L99 15H97L98 13ZM123 12V13H122ZM125 12H128V13H126L125 14ZM200 12V11H199ZM210 12H212V15H211V13ZM230 12V13H231ZM95 13H96V15H95ZM116 13V14H115ZM198 13V14H197ZM206 15H205V14ZM207 13L209 14V16H211L210 18L208 17V19H207ZM253 13V14H254ZM38 14L40 15V16H38ZM90 14V13H89ZM109 14H112V16L110 15L109 16ZM120 14H123V15H121V16H119V17H117L118 15H120ZM197 14V15H196ZM228 14V15H227ZM256 14H254V15H256ZM24 15V16H23ZM87 15V14H86ZM102 15H104V16H102ZM217 16V17H219V15H220V19L219 20H215L216 18H215V16ZM222 15V16H221ZM227 15V16H226ZM250 15L248 16V17H250ZM13 16V17H12ZM93 16H96V17H101V19H99V20H97V22H95L94 20H93ZM172 17V19H171V17ZM199 16L201 17V18H199ZM202 16H205V18H203ZM214 16V21L212 20V17ZM226 16V17H225ZM253 16V15H252ZM20 17V18H19ZM77 18L76 19H79L78 18V16H76ZM82 17H84V16H82ZM95 17V18H96ZM106 17H108L107 19H106ZM110 17V18H109ZM112 17V18H111ZM117 17V19H116V21L114 20L115 18ZM254 17V19H255V17L256 16H253ZM94 18V19H95ZM102 18L104 19L103 21H102ZM199 18V19H198ZM20 19V20H19ZM29 19H30V21H29ZM51 19H52V17H51ZM97 19V18H96ZM205 19V20H204ZM218 19V18H217ZM245 19V18H244ZM246 19H247V17H246ZM12 20V21H11ZM16 20H18V21H16ZM46 20V21H47ZM110 20H114V22L113 21H111L112 22V25L114 26V25H121L122 24V22H124V23H127L126 25L128 26V30H127V27H126V25L124 26V29L125 30H127V31H129L130 30V33H132V34H128L127 35V33H126V31L125 30H123V25H121L122 26V30H120L121 32H124L125 31V35H127V36H129V37H127V41L129 42V43H125L124 41H126V37L125 36H123V35H120L121 37H119L117 34L119 33V30H118V27L117 26H115L116 27V30H118L117 31V34L115 35V34H113V35H115V36H118V37H115V38H112L113 40L112 41H109V39H110V33L109 32H111V35H112V33L115 31L116 32V30L114 29V31L113 30H110L111 29V27L108 25V24H110ZM172 20V21H171ZM24 21V22H23ZM37 21V22H36ZM44 21V23H42ZM49 21V20H48ZM52 21H53V19H52ZM77 21V20H76ZM87 21V20H86ZM95 23H94V22ZM117 21H119V23H121V24H119V23H117ZM170 21L171 22H173L172 23V26H173V24H174V32H173V28L171 27V28H169L170 27V25H169V23H170ZM200 21H202L201 23H200ZM208 21L209 22H212L211 23V25H213V27L212 28H214V26H215V24H217L216 26H215V28L217 29V30H215V28L212 30V31H210L212 28H210V30H208L207 29V27H206V25L207 24H209L208 23ZM17 22V23H16ZM27 22V23H26ZM92 22V23H91ZM109 22V23H108ZM116 22V23H115ZM2 23V24H1ZM10 23H12V24H10ZM50 23H52V22H50ZM93 23H94V25H93ZM105 23L107 24L106 25V29H108V34L106 33L107 31L105 30V28H104V26H105ZM214 23V24H213ZM257 23H259V20H257ZM22 24H23V26H22ZM87 24V23H86ZM130 24V25H129ZM137 24V25H136ZM138 24H139V27H138ZM158 24H160V25H158ZM171 24V23H170ZM204 25L205 27H199L198 25ZM262 24H264V23H260V25L259 26H262L261 27V32H264V29H262V28H264V25H262ZM35 25V26H34ZM39 25V26H38ZM97 25H98V23H97ZM111 25V24H110ZM135 25H136V27H138V28H134L135 27ZM142 25V26H141ZM163 25H164V28H165V26H167V25H169V26H167L165 29L163 28ZM210 25V24H209ZM209 25H207L208 26V28H209ZM257 25L258 24H256L254 27H252V28H250L249 30H251V32H252V35H248L249 33L251 34V32H247V31H245L246 32V34L248 35H245L244 36V38H249V36L251 37V39L253 38L252 36L254 35L253 33H256V31H255V27H257ZM2 26V27H1ZM34 26V27H33ZM38 26V27H37ZM83 26H86V25H83ZM121 26H119V29H120V27ZM132 26V27H131ZM161 26V27H160ZM221 26V25H220ZM126 27V28H125ZM145 27V28H144ZM157 27V28H156ZM179 29H178V28ZM211 27V26H210ZM74 28H76V27H74ZM84 28H86V27H84ZM89 28V27H88ZM143 28H144V31H143ZM204 28V29H203ZM2 29V30H1ZM52 29V28H51ZM79 29V30H78ZM87 29V28H86ZM137 31H136V30ZM138 29H139V31H138ZM154 29V30H153ZM156 29V30H155ZM169 29V30H168ZM193 29H195V30H193ZM207 30L206 32L204 31V30ZM254 29V31H252ZM6 30V31H5ZM35 30H38V32L40 33L39 35H40V39L39 38H37V36H39L38 35V32L36 33L35 32ZM86 32H85V31ZM104 30V31H103ZM133 30V31H132ZM142 32H141V31ZM155 32H153V31ZM166 30H168V31H166ZM170 30H172L171 32H170ZM175 30H177V31H175ZM200 30V31H199ZM201 30H203V32L204 33H202L201 34ZM223 30H224V28H223ZM223 30H220V33L218 32V34H219V36L220 35H226V34H223L224 32H223ZM259 31H260V27H259V29H258ZM257 30V31H258ZM31 31V32H30ZM32 31H33V33H32ZM78 31V32H77ZM85 32V33H82V32ZM106 31V32H105ZM136 31V32H135ZM156 31H157V33L158 34H156ZM179 31L181 32L180 34H182L183 36L181 37V35L179 34ZM4 32H6L5 34H4ZM103 32H105L107 35L106 36H104L103 35V37H102V35H100V34H102ZM114 32V33H115ZM135 32V33H134ZM192 32H193V35H192ZM211 32V33H210ZM216 32V33H215ZM221 32H222V34H221ZM41 33H43L42 35H41ZM156 34V36L154 35V34ZM169 34V33H172V35L174 36L175 35V37H180V40L181 41H183V39H184V43L183 42H181V41H178L179 40V38H175L174 37V39H176V43H174L175 42V40L172 38L173 36H167V34ZM185 33H187L188 34V36L185 34ZM205 33H206V36H205ZM209 33H210V35H209ZM216 34V36H215V34ZM259 33V32H258ZM258 33H256L255 35H256V37H257V35H259ZM9 34V35H8ZM32 34V35H31ZM78 34V35H77ZM87 35V36H89L90 35V41L89 42H91V44L92 43H96V42H92V39L91 38H93V39H95V38H99L100 36H101V38H99V40H98V42L99 43H104L103 41L105 40V39H107V40H105V42L107 41V42H111V44H109V43H107L106 42V44H108L107 46H105V45H102V47L100 48V46L99 45H97V51L95 50V52H94V50L93 51H91L92 49V47H94L95 46V44H94V46H92L89 42H88V39H86L85 40V42L83 43L81 40H84L83 39V37L85 38V35ZM89 34V35H88ZM104 34V33H103ZM119 34H123V33H119ZM133 34H134V37H133V39L134 38H136V39H134V40H132V36H133ZM137 34V35H136ZM139 34V35H138ZM204 34V35H203ZM207 34L209 35V37L207 36ZM214 35V38H216L215 40H214V38H212L213 37V35ZM229 34V33H228ZM227 34V35H228ZM6 35V36H5ZM18 35V36H17ZM25 35V36H24ZM37 35V36H36ZM47 35H49V33H47ZM52 35H54V36H56V34L54 33L53 34V32H52ZM112 35V36H113ZM131 35V36H130ZM149 35V36H148ZM255 35H254V37H255ZM4 36V37H3ZM35 38H34V37ZM81 36H83V37H81ZM86 36V37H87ZM109 36V37H108ZM136 36V37H135ZM146 36H148V39L146 38ZM184 36H186L185 38H184ZM218 36V39H220V37ZM221 36V37H222ZM262 36H264V33H261L258 37L259 38H262ZM49 37H50V35H49ZM53 37V36H52ZM57 37V36H56ZM79 37V39H77ZM105 37H107V38H105ZM140 37V38H139ZM151 37V38H150ZM165 37L167 38V42H170V41H172L171 43H167V42H164L166 39H165ZM202 37V38H201ZM208 37V38H207ZM9 38H11V39H9ZM25 38H27V39H25ZM38 39V40H35V39ZM61 38H63V37H61ZM105 38V39H104ZM120 38V39H119ZM138 38H139V40H138ZM147 39V40H145V39ZM168 38H170V39H172V40H170V39H168ZM206 38V39H205ZM212 38V39H211ZM223 38H225V37H223ZM2 39V40H1ZM34 39V40H33ZM50 39H52V38H50ZM143 41H142V40ZM150 39V40H149ZM178 39V40H177ZM195 39L197 40V41H195ZM201 39V41L203 42V41H205V42H207L208 40V44L206 45V44H204L203 45V43L201 42V43H199L200 40ZM205 39V40H204ZM222 39V38H221ZM254 39V38H253ZM10 40V41H9ZM23 40V41H22ZM64 40H65V38H64ZM76 40V41H75ZM96 40V41H97ZM111 40V39H110ZM119 40V41H118ZM121 40V41H120ZM137 41V47L141 44L142 46L140 47H138V49H136V48H134V49H136L135 51L133 50V47H132V50H131V46L130 45H132L130 42H134V41ZM149 40V41H148ZM164 40V41H163ZM174 40V41H173ZM189 40V41H188ZM191 40L194 42L193 44L191 43ZM236 40V39H235ZM255 41H257L258 42V38H256V39H254ZM254 40H252V42L254 41ZM261 40H264V39H261ZM261 40H259V42H261ZM2 41V42H1ZM9 41V42H8ZM36 41V42H35ZM67 41V40H66ZM79 41H80V44H79ZM95 41V40H94ZM126 41V42H127ZM139 41H141V43H139ZM150 41H152V42H154V45L156 46V48L158 47V50L156 51V48L155 47H153V44L152 45H150ZM177 41H178V43H177ZM187 43H186V42ZM248 41H251L250 39L249 40H247L246 42H247V44H251V42L249 43ZM51 43L52 41L50 40H46V42H45V45H49V43ZM54 42H56V41H54V39H53V42H52V44H51V46L53 47V43ZM81 42L83 43V44H86L87 42H88V44L87 45H89L88 47H86V45H83V47H81L80 45H82L81 44ZM156 42V43H155ZM180 42L182 43V44H180ZM189 42V43H188ZM195 42H197L196 44H195ZM258 42V43H259ZM48 43V44H47ZM115 43V44H114ZM118 43V44H117ZM136 42H134L133 44H135ZM149 43V44H148ZM191 43V44H190ZM225 43V44H224ZM228 43H231V44H228ZM254 43V46H255V48H256V46L258 45V44H256L255 42H253ZM252 43V44H253ZM262 43H264V42H261V44ZM5 44V45H4ZM56 44V43H55ZM97 44V43H96ZM105 44V43H104ZM159 44H161V45H159ZM170 44H172V45H170ZM190 44V45H189ZM195 44V45H194ZM218 44H220V45H222V47H220V45H218ZM256 44V45H255ZM34 45V46H33ZM57 45V44H56ZM55 45V46H56ZM65 45V46H64ZM70 45L72 46L71 48H72V50H71V48H70ZM128 45V46H127ZM159 45V46H158ZM183 45V46H182ZM201 47H200V46ZM206 45V46H205ZM212 45L214 46L213 48H211L212 47ZM246 45V44H245ZM260 45V44H259ZM30 46H32V47H30ZM54 46V47H55ZM58 46V45H57ZM116 46V47H115ZM144 46V47H143ZM151 46V47H150ZM238 46V44H236V45H234V46H231V47H239ZM247 46V45H246ZM246 46H244L245 48H244V50L246 49L247 50V47ZM261 46L262 45H260V49H258V48H252V47H250L248 50H249V52H248V50L247 51H245V52H248V53H255V50L257 51V53H258V50L260 51L262 48H264V47H262L261 48ZM33 47H35V48H33ZM46 47V46H45ZM50 47V46H49ZM64 47V48H63ZM70 49H69V48ZM91 47V48H90ZM150 49H149V48ZM161 47V48H160ZM196 47V48H195ZM224 47V48H223ZM239 47V48H240ZM258 47V46H257ZM27 48V49H26ZM32 48H33V51L36 49V48H38V49H36L34 52L33 51H30V49L32 50ZM56 48V47H55ZM66 48V49H65ZM68 48V49H67ZM74 48H76V50L74 49ZM122 48H125L124 49V51L128 48V50H130L133 54H131V52L130 51H128V57H123L122 56V51H120V50H123ZM153 48H155L154 50H153ZM196 50H195V49ZM228 48V47H227ZM46 49L47 50H49L48 49V47H46ZM64 49V50H63ZM78 49V50H77ZM81 49V50H80ZM89 49V50H88ZM105 49V50H104ZM179 49H180V47H179ZM188 49V48H187ZM198 49V50H197ZM206 49V48H205ZM236 49V48H235ZM252 49V50H251ZM254 49V50H253ZM47 50L45 51L46 53H47ZM54 50H56V49H54ZM61 50V49H60ZM80 50V51H79ZM102 51V52H100V51ZM164 50V51H165ZM181 50H183V49H181ZM184 50H186V48L184 47ZM183 50V51H184ZM220 50V51H219ZM243 50V51H244ZM26 51V52H25ZM36 51H38L37 53H36ZM72 51V52H71ZM77 51V52H76ZM82 51V53L80 54V52ZM105 51V52H104ZM114 51H116V52H114ZM139 51V52H138ZM152 51H154V53H157L158 55H156V54H153L152 53ZM160 51V52H159ZM203 51H205L204 49H203ZM218 51H219V53H218ZM251 51V52H250ZM262 51V52H261ZM260 52L261 53H264V49H262ZM70 52V53H69ZM77 54H76V53ZM83 52H86V54L85 53H83ZM89 52H91V54L89 53ZM96 52H98V54H99V59L98 58H96L97 56H96ZM100 52V53H99ZM126 52V51H125ZM124 52V56L126 55L127 56V54ZM142 52V53H141ZM198 52V53H197ZM200 52V53H199ZM259 52V53H260ZM25 53H26V55H25ZM36 53V54H35ZM44 54V55H47V54ZM96 53V54H95ZM120 55H119V54ZM144 53V54H143ZM204 53V52H203ZM226 54V55H224V54ZM257 53H255V54H253V57H255L256 58V64L255 63H253L254 62V60H252L253 62H252V65H254L255 64V66L257 67V70H256V68H255V66H253L252 67V65H251V60H249V57L247 58V60L246 61H244L243 63L244 64H248L247 66H245V67H249L250 65H251V70L249 71V69L250 68H242V63L241 64H237L236 66L237 67H232V69H231V67H228V68H226V69H228L229 70V74H232L233 73V71H235L236 69H238V68H240L239 70L241 71V73H240V71L238 70V72H237V70H236V72L237 73H233L231 76L229 75V74H227V75H229V77H227L226 76V78L224 77V79H228V81H230L231 83H232V81H233V79L232 80H230V78H232V77H234L235 79H234V81H233V83L232 84H239V81H240V79L241 80H243V78L244 79H246V81L245 82H248L247 83V86H249V83H250V79H252L253 80V77H254V81L253 82H255L256 84V86H259V87H264V77H262V76H264V60H262L261 61V63H260V59H262V58H264V54H262V56H261V53H260V57H259V55H257ZM258 53V54H259ZM25 55V59H23V57H24V55ZM48 54H49V52H48ZM50 54H51V52H50ZM71 54H73V55H71ZM79 54V55H78ZM82 54H85L86 55V57L84 56V55H82ZM88 54V55H87ZM97 54V55H98ZM116 54H117V56H116ZM149 54V55H148ZM162 54H165V53H162ZM162 54H160V56L162 55ZM197 54H199L198 56H197ZM231 54V55H230ZM232 54H233V56H232ZM239 54V53H238ZM237 54V55H238ZM78 55V56H77ZM114 55V56H113ZM131 55V56H130ZM143 55H145V56H143ZM217 55V56H216ZM222 55L219 57L220 58V60H222L223 58H222ZM228 55V56H227ZM247 56H248V54H246ZM254 55H257V57L256 56H254ZM43 56V54L40 56V57H42ZM87 56H89L88 57V59H87ZM91 56H94V58L95 59H91V58H93V57H91ZM121 57V60L120 61H118L117 60V58L116 57ZM135 56V57H134ZM148 56H149V58L151 59L152 57H153V61H150V59H148ZM164 56V55H163ZM250 56V55H249ZM37 58H38V55L36 56ZM35 57V58H36ZM39 57V58H40ZM104 57H110L109 58V60H111V64L110 65H114V66H118V63H119V65H121L120 66V68H117V66L115 67L116 69H114V67H113V65H112V67L110 68V69H113V70H116L117 72H119L121 75H119V73H118V75H117V72H115V71H111L112 73V75H114V73H116V75H115V77H111L109 74H110V69L109 70H107L110 66H108V68L106 69V70H103V68H101V67H104V68H106L107 67V63H106V60L107 59H105ZM231 57H229V59H231ZM252 57V54H251V56H250V58ZM252 57V58H253ZM34 58V59H35ZM36 58V59H37ZM38 58V59H39ZM123 58L124 59H126L125 61H126V64H125V62L124 63H122L124 60H123ZM128 58H131V59H128ZM211 57H210V60L208 61V62H210V61H212L211 59H212ZM218 58V59H219ZM222 58V59H221ZM258 58V59H257ZM40 59H42V58H40ZM44 59V58H43ZM42 59V60H43ZM45 59H47V56H46V58ZM100 59H102V61H103V59H105V62L103 61H99ZM113 59V60H112ZM118 59H120V58H118ZM229 59H228V61H229ZM22 60H24L23 62H21ZM98 61L99 62V64H98V66H97V64L96 63H94V61ZM114 60H116V61H118L117 63L114 61ZM130 62V60H131V62L130 63H127L128 61ZM141 60V61H140ZM142 60H144V61H142ZM147 60V61H146ZM216 59H214V61H215ZM232 60H233V58H232ZM231 60V61H232ZM18 61H20L19 63H18ZM39 61H41V60H39ZM47 60H45V62H46ZM91 61V62H90ZM93 61V62H92ZM95 61V62H96ZM137 61H138V63H139V65H143L144 63L146 64V62H148V64H144V66H143V68L141 69V70H139V69H137L138 67H141V66H139L138 64H137ZM205 61H206V59H203V61H201L202 63L204 62L205 63ZM223 61H224V59H223ZM97 62V63H98ZM116 63V64H114V63ZM193 62V63H194ZM258 62V63H257ZM47 63H48V61H47ZM103 63V64H102ZM105 63V64H104ZM137 65L136 67V69H135V65ZM141 63V64H140ZM143 63V64H142ZM161 63V64H160ZM207 63V62H206ZM205 63V64H206ZM212 63H213V61H212ZM31 64V63H30ZM81 64H83V65H81ZM107 64V65H106ZM123 64H125V65H123ZM128 64H130V65H128ZM156 64V65H155ZM210 64V63H209ZM259 64H260V68H259V70H258V67H259ZM45 64L43 63V66H44ZM73 65V66H72ZM78 65V66H77ZM128 65V66H127ZM131 65H134V66H131ZM149 65H151L152 67H149ZM156 67H155V66ZM160 65H161V69H157L158 67L160 68ZM240 65H241V67H240ZM258 65V66H257ZM18 66H20V67H18ZM158 66V67H157ZM163 66V67H162ZM208 67H209V65H207ZM48 67V68H47ZM121 67H124V68H121ZM129 67V68H128ZM147 67V66H146ZM210 67H211V64H210ZM244 67V66H243ZM54 68H56V69H54ZM93 68V69H92ZM262 68V69H261ZM50 69V68H49ZM56 71H54V70ZM90 69V70H89ZM120 69V70H119ZM122 69V70H121ZM135 71H134V70ZM144 69H146V68H144ZM147 69L145 70V71H147ZM248 69V72H250L249 73V75H254V76H248V75H246L245 73H247V71H245V70H247ZM64 71V73H63V71ZM98 71V74L99 73H101L102 74V76H103V78H105V76H107L106 78H105V80L108 78V82L107 81H103L104 79H100V80H102L103 81V83L102 82H99V83H102V84H99L98 82H95V81H98V80H95L94 81V83H92L93 85H95L96 83V85H101L102 87L104 86V89H105V94H104V92H103V94L104 95H106V96H108V97H106L107 98V101H105L103 104L101 103L103 100H102V95H101V97L100 96H98V98L100 99V100H98V103H99V101H101L100 103V105H101V107L102 108H105L106 110H107V108H106V103H107V106H109L108 108V111L107 112H109V115H108V117H105V115L106 114H104V113H102V114H100L101 112H103L105 109H103V110H101V108H100V106H99V104H98V106H97V104L95 105L94 104V100H96L95 99V97L97 96L96 94H97V92H96V94H95V92H91V93H94L95 95H94V100H92V103H89V104H94V105H92L93 106V108L91 109L92 110V112L91 111H89V114H88V117L85 115L84 117H83V119H81V118H79L80 119V121H79V119L78 118H76V117H81L85 112H86V110H85V112L83 111L84 110V108H86V106H88L87 105V102H89V101H91V100H89V101H87L86 102V106H85V104H84V108L83 107H81V108H83V109H79L80 111H83V112H80V113H83L81 116H77L78 114V112H79V110L78 111H76V112H73L72 110H70V113L69 112H66V113H68V114H73V116H72V114L71 115H69L70 117H68V114H65L64 112H65V110L63 109V103L65 102V105H66V103H68L69 104V102L73 99V101H75L76 102V105L74 104L75 102H70V104H69V106L71 105V107L73 106L72 104H74L75 106H77V107H79L78 105H80V104H78L77 105V99H79V101H82L83 100V98H85V95L86 96H88L87 94H85L86 92H84V90H80V86L82 85V86H84V85H86L87 84V82H88V84H89V81H90V77H91V75H95V73H96V71ZM124 70V71H123ZM127 70H128V72H127ZM148 70V71H149ZM228 70H226L227 71V73H228ZM231 70V71H230ZM256 70V71H255ZM14 71V72H13ZM52 71H54V73H55V75L56 74H59V76L58 77H61V84L60 85H62L61 86V89H62V87H63V89L62 90H64V88L66 87V89H65V91L67 90V88L69 89V86L71 85H73V87H70V88H73V89H71V91H70V89L69 90H67V92H65V91H60V90H58L57 91V88H56V90H53V89H55L54 88V86L52 87V86H50V87H48L50 84H51V82H52V85L54 84V82L53 81H55L56 80V82H58L57 84H59L60 83V79H55V76L53 75V73H52ZM89 71H91L90 72V74H89ZM107 71H109L108 72V74L106 73ZM121 71H123V73H121ZM131 71H134L133 73H131ZM144 71V70H143ZM147 71V72H148ZM152 71V72H153ZM154 71V72H155ZM164 70H162V72H163ZM166 71H167V69H166ZM169 71V70H168ZM225 71V72H226ZM253 71V72H252ZM114 72V73H113ZM161 72V73H162ZM224 72V73H225ZM245 72V73H244ZM255 73V74H252V73ZM60 73H61V76H60ZM65 73H67V76H66V74ZM79 73V74H78ZM261 73V74H260ZM83 75V76H81V75ZM131 74V75H130ZM8 75V76H7ZM109 75V76H108ZM234 75V76H233ZM242 75L243 76H247L249 79L247 80V78H246V76L245 77H242ZM262 75V76H261ZM11 76V77H12ZM42 76V75H41ZM101 76V77H102ZM117 76V77H116ZM121 76L123 77V79L121 78ZM238 78H237V77ZM53 77V78H52ZM65 77H68V78H66V80L64 79ZM71 79H70V78ZM79 77V78H78ZM80 77H81V79L83 80H81L80 79ZM84 77H86V78H84ZM92 77H94V76H92ZM92 77H91V79H92ZM109 77H111V78H109ZM241 77V78H240ZM259 77H261L262 78V80H260L261 78H259ZM13 78V77H12ZM49 78H50V80H49ZM88 78H89V81H88ZM43 79V81H41ZM46 79H47V81H46ZM70 79V80H69ZM112 79H114V80H112ZM121 81H120V80ZM223 79V80H224ZM68 80V81H67ZM94 80V79H93ZM126 80V81H125ZM131 80V81H130ZM236 80V81H235ZM238 80V81H237ZM14 81V80H13ZM13 81H11V82H13ZM46 81V82H45ZM65 81V83H64V85L62 84V82H64ZM86 81V82H85ZM121 83H120V82ZM226 81V80H225ZM50 82V83H49ZM66 82H68L69 83V85H68V83L66 84ZM70 82H71V84H70ZM92 82V81H91ZM105 82V83H104ZM109 82H112V83H109ZM128 82V83H127ZM227 82V81H226ZM225 82V83H226ZM235 82V83H234ZM237 82V83H236ZM14 83H15V81H14ZM49 83V84H48ZM78 85H80L78 88H79V94L81 93V91L82 92H84V95H83V93H82V95L84 96H82L83 98H82V100H80V96L78 97H76V95H77V92L76 93H72V95H70V93L72 92V90H75V91H77V84ZM106 83H108L107 85L110 87V88H114L115 86V88H114V90H115V92H113L114 90L112 89V92L110 91V89H108L105 85H103V84H106ZM228 83V82H227ZM48 84V85H47ZM65 84H66V86H65ZM88 84H87V86H88ZM113 86H112V85ZM231 84V85H232ZM240 84H242L243 86H244V84L241 82ZM252 84H254V83H252ZM258 84V85H257ZM11 85H12V83H11ZM55 85V84H54ZM60 85H58V86H60ZM92 85V86H93ZM115 85V86H114ZM123 85V86H122ZM237 85H235V87H237L238 88V90H241V91H238V90H236V91H238L239 92V94L243 91L240 87H238ZM242 85H241V87H242ZM2 86H0V89L2 88ZM13 86H15V84L13 85ZM86 86V87H87ZM89 86H91V85H89ZM85 87L84 89H88V91L90 92V89L89 88H92V86L91 87ZM253 86V85H252ZM9 87L11 88V86L9 85ZM52 87V88H51ZM96 87V86H95ZM102 87H100V86H98V88L99 89H97V90H100ZM108 89V94L106 93V91H107V89ZM234 86H232V89L233 88H235ZM245 87V86H244ZM251 87V86H250ZM258 87V88H259ZM16 88V87H15ZM49 88H50V90H49ZM97 88V87H96ZM123 88H125V87H123ZM243 88V87H242ZM248 88V87H247ZM257 88V89H258ZM59 89V88H58ZM104 89H101V92H102V90H104ZM122 89V88H121ZM236 89V88H235ZM246 89V88H245ZM250 89V91L248 92V94H249V97H248V94H247V96H246V93L245 92H247V90L244 92L245 94V98L243 99V97H241L245 102H242V104H240V103H238V102H241V101H243L242 99H238V102L237 101H235L234 100V102H233V107L231 108L230 106H232L231 105V103H229L230 104V106L228 105V104H226L227 106H229L230 108H231V111L234 109V103L235 102H237V104H239L238 106H241L240 108H242L243 106L242 105H246L245 107L246 108H244L243 107V109H241L240 110V108L237 106V104H236V106L237 107H235V110H234V113H235V111H236V109H238V110H240V111H238L237 110V114L235 113H233L232 112V114H234V119H233V116H229V121L231 120V119H233L232 120V122H234V123H230L231 125H229L228 124V122H226L229 126H233V130L229 127V126H225L224 124V128H225V131H224V134L226 135V136H224V135H221L222 134V132L223 131H221V134H219V136L221 137L222 136V138H216V140H214V142L216 141L217 142V144H216V142H215V144H214V142H213V144L212 145H209V151H207V152H210V153H208L209 154V157H210V159L209 158H207V156H208V154H205V151H203V150H205V148H204V146H202L201 145V147H200V149H199V144L201 143V142H199V144H197V145H195L196 147H195V149L198 147V150H197V152L199 153L200 151H203V153H202V156L204 157V155L203 154H205L206 156H205V164L203 163H200L201 161H199V160H197V159H199V157L198 158H195L194 160L197 162V161H199L198 163H195V161H194V163H195V167H196V169L195 170H198V171H202L203 173H201L200 174V172H193L194 174L192 175V177L190 176V175H188L187 173V175H188V179L185 181L186 182V185H184V184H182L183 186H184V189H185V187H186V189H187V192L186 193H188V194H186V197H185V194H184V191L182 192V194H184L183 195V197H184V199H186V202L187 203H183L182 201H180L179 200V202H182V204H183V209L181 210V209H179V207L181 208V206L182 205H180L179 207H178V209H175L174 207V210H173V213H172V209H171V207L173 206V204L175 203L174 201H175V199H174V201L173 202H171V204H170V202H168L169 200L170 201H172V199H173V197H171L172 195H170V197H171V199H169L168 201H167V203L169 204V207L168 208H170L169 209V212L168 213H165L164 215H169V216H171V217H173L174 218V220H172V218L171 217H169L171 220H172V223H174L173 225H174V227L176 228V224H177V227H179L178 225H180V228H179V230L181 231H178V235H180V233H182L183 232V230H184V232L180 235V236H182L181 238H178V237H174L175 238V241H173V240H169L168 238L166 239V241L168 242V243H166L165 245H167V247H166V250H165V248H164V251H166V252H164V251H162V252H164L163 254L161 253V251H159L158 252V247H157V245L155 246V245H153L154 243H152V242H150V240L151 239H149V241L148 240H143L144 242H142V238L143 237H145V239H146V237L148 236H153V235H156V233L154 234V232L156 231V230H158L160 227H158L157 226V222L156 221H158L157 219H156V217H155V215H153L154 213L155 214H157L158 215V211L160 210V207H165V206H168V204L167 205H165V202H164V204H160L161 206H159V205H157L156 206V208H155V210H156V212H154L155 210H154V208H153V210L151 211V210H149L150 208H151V206L152 205H150V207L148 208V206H147V208L146 209H148L149 210V212H148V210H147V213H149L147 216L149 217L151 214H150V212L152 213V215L154 216V219L152 220V216H150L151 217V219H148V218H146L145 216V213H146V211H144L145 213H143L142 214V216L140 215V218H142L143 217V215H144V219L142 220H138L139 221V224H138V222H137V224H138V227H137V225H136V227L137 228H135V230H133L132 228H131V234L130 233H126L127 235L125 236V233L123 234V232H122V234L126 237V241H125V239H124V236H123V238H121V240L123 239V241H124V243H123V245H120V247H121V251H120V258H121V256L123 255V257H122V264L125 262L126 264H136L137 262H138V264H147V263H149L150 261L149 260H151V259H153L155 262H157V263H159V264H164L165 262V264H222V262L225 264H240V260H242L241 262V264H245L246 262V264H257V263H260L261 261H260V259H259V257L258 256H260V258H261V256H262V254H264V252H262L261 253V251H264V88H262V90H259L258 89V94L256 93V88L255 87H251V88H249ZM254 89L255 91V93L252 91V90ZM52 90V91H51ZM94 90H95V88H94ZM97 90H95V91H97ZM156 88H154L153 90H152V92L151 93H153L154 92V94H156L155 96L156 97H161L162 96V94H161V92L159 91V90H157V92H156ZM1 91V90H0ZM123 91H125V90H123ZM52 92V93H51ZM61 94H60V93ZM63 92H64V94H63ZM70 92V93H69ZM235 92V91H234ZM50 93V94H49ZM54 93V94H53ZM59 94V96H58V94ZM88 93V92H87ZM99 93H100V91H99ZM160 93V94H159ZM237 93V92H236ZM254 93V94H253ZM74 94V95H73ZM76 94V95H75ZM154 94H152L153 95V97H155L154 96ZM157 94H159V95H157ZM233 94V93H232ZM239 94H238V96H239ZM57 95V96H56ZM62 97H61V96ZM65 95H67V96H65ZM91 95H93V94H91ZM91 95H90V97H91ZM103 95V96H104ZM236 95L237 94H235V97H236ZM240 95H242V93L240 94ZM251 95V96H250ZM67 97V100H66V98L65 97ZM72 96V97H71ZM73 96H75L77 99H75V97H73ZM44 97H46V96H44ZM60 97V98H59ZM64 97V98H63ZM68 97H70V101H69V99H68ZM155 97V98H156ZM195 97V96H194ZM234 97V96H233ZM248 97V98H247ZM59 98V99H58ZM92 98H93V96H92ZM104 98H105V96H104ZM103 98V99H104ZM106 98H105V100H106ZM239 98V97H238ZM246 98L247 99H251V100H253V102L251 101V100H248L247 102H246ZM29 98H27V100H28ZM52 99H54V97H52ZM75 99V100H74ZM195 99V98H194ZM60 100V101H59ZM63 100V101H62ZM87 100V99H86ZM86 100H83L84 102L86 101ZM240 100V101H239ZM29 101V100H28ZM66 101H68V102H66ZM250 101V102H249ZM25 102V101H24ZM30 102V101H29ZM46 102H48V103H46ZM52 102H54L53 100H52ZM52 102H51V105H52ZM96 102V101H95ZM109 102V103H108ZM221 102V101H220ZM25 103H27V102H25ZM55 103V102H54ZM244 103V104H243ZM247 103H249V105L247 104ZM251 103V104H250ZM28 104V103H27ZM39 104V103H38ZM38 104H36V105H38ZM67 104V105H68ZM109 104V105H108ZM117 104V103H116ZM51 105H50V107H51ZM82 105V104H81ZM218 105H220V107H221V103L220 104H218ZM222 105H224L223 104V102H222ZM24 106V107H23ZM40 106H41V104H40ZM48 106V105H47ZM75 106H74V109H76L75 108ZM91 106V107H92ZM97 106V107H96ZM49 107V106H48ZM49 107V108H50ZM66 107V106H65ZM68 107V106H67ZM66 107V108H67ZM89 107L90 106H88V108H87V111L88 110H90L89 109ZM111 107V108H110ZM116 107H118L117 105H116ZM219 107V108H220ZM16 108V109H17ZM62 108V109H61ZM223 108L226 110L227 109V107L225 106H223ZM222 107H221V112L223 113V111L222 110H224ZM230 108H229V110H230ZM31 111H30V110ZM56 109V108H55ZM67 109H69V108H67ZM100 111V113H99V115H98V111ZM100 109V110H99ZM62 110H64V112L62 111ZM95 111V113H93L94 111ZM105 110V111H106ZM117 110H119V109H117ZM225 110H224V112H225ZM242 110H243V112H242ZM21 111H20V113H21ZM27 111V112H26ZM36 111H38V112H36ZM69 111V110H68ZM72 111V112H71ZM104 111V112H105ZM112 111H113V113H112ZM118 113L117 115L115 114L116 112ZM227 111V110H226ZM231 111L229 112V113H231ZM26 112V113H25ZM29 112V113H28ZM32 112H34V113H32ZM36 112V113H35ZM61 112V113H60ZM106 112V113H107ZM239 112H241V115H239L240 113ZM28 113V114H27ZM87 113V112H86ZM85 113V114H86ZM113 115V116H115V117H113V118H111L110 120H109V118L111 117V114ZM190 113V111L188 112V114H185L186 116L187 115H189L190 117L192 116V113H191V115L189 114ZM222 113H220V114H222ZM226 113V112H225ZM223 113L224 115H227V114H229V113ZM34 116V114H36L37 116H34V117H32V115ZM38 114H39V116H38ZM45 116H44V115ZM47 114V115H46ZM61 114L62 115H67V118L69 119L68 120V125L69 126H71L70 128H69V126H67V122H66V116H61ZM76 114V117L74 116ZM94 114V115H93ZM98 115L99 117H95L94 118V116L95 115ZM57 115H58V117H57ZM91 115V116H90ZM92 115H93V117H92ZM101 115V116H100ZM106 115V116H107ZM223 115V116H224ZM231 115V114H230ZM238 115V116H237ZM51 116L53 117L52 119L53 120H55L56 122H54L52 119H51ZM189 116H188V119H189ZM193 116H194V114H193ZM236 116H237V118H240L239 119V121L238 120H236L235 121V119H236ZM239 116H241V117H239ZM41 117V118H40ZM44 117V118H43ZM61 117V118H60ZM73 119H72V118ZM87 117V118H86ZM102 117H105L104 119L105 120H102L103 118ZM138 117V116H137ZM230 117H231V119H230ZM36 118H38V120L40 119H43L42 120V122L41 121H38V120H36L35 121V119ZM90 118H91V122H90ZM93 118V119H92ZM100 118H101V120H100ZM117 119V121H116V119ZM58 119V120H57ZM64 119V120H63ZM72 119V120H71ZM133 119V118H132ZM14 120V119H13ZM85 120V121H84ZM106 120L108 121V122H106ZM226 120H228V115H227V118H226ZM225 120V121H226ZM61 121V122H60ZM75 122V124H74V122ZM77 121H79V122H77ZM100 121H102V122H100ZM117 122V123H119L120 122V124H117V123H113V122ZM34 122V123H33ZM38 122H40V123H38ZM59 122V123H58ZM70 122V123H69ZM72 122V123H71ZM111 122V123H110ZM123 122V123H122ZM128 122V123H127ZM7 123H9L10 125H12V126H14V128L12 127V126H8V124ZM39 125H38V124ZM42 123V124H41ZM121 123H122V125H121ZM127 123L128 125L126 126L125 124ZM35 124V125H34ZM74 126H73V125ZM77 124V125H76ZM80 124V125H79ZM103 124H105V127L106 128H104L105 130H104V134H105V136H106V133H107V137L106 138H103L104 136H102V134H101V132L103 131V128H101V126L103 125ZM138 124V123H137ZM136 124V125H137ZM0 125H1V123H0ZM25 125L23 124V126L21 127V128H24L25 127ZM34 125V126H33ZM41 125V126H40ZM79 125V126H78ZM83 125V124H82ZM93 125H94V123H93ZM4 126H6V127H8V128H4ZM15 126H16V128H15ZM31 126H33V128L31 127ZM66 126V127H65ZM120 126V128H121V130H119L120 128H118ZM129 126V127H128ZM132 126V127H131ZM2 127V128H1ZM39 127L40 129H37V128ZM44 127H46L47 129H48V131H49V133L51 132H53L52 134H50V135H48V131L47 132H45L47 129H45ZM62 127V128H61ZM63 127L64 128H66V130L65 129H63ZM75 127V128H74ZM79 127V128H80ZM84 127V129H83V131L82 132H84V131H86V128ZM103 127V126H102ZM125 127H127V128H125ZM135 128L137 127V126H134ZM221 128H222V126H220ZM227 127H229L232 131H229V128H227ZM9 128H11V129H9ZM36 128V129H35ZM42 128V129H41ZM43 128H44V131H42L43 130ZM55 128V129H54ZM78 128V129H79ZM226 128H227V130H226ZM2 129H5L6 131L5 132H3L2 131ZM12 129H16V131L15 132H17L19 129L21 130V132H23V133H25L24 135L25 136H27V137H25L24 135H23V133H21V135H18L17 136V134H18V132L15 134V132L13 133L12 131ZM33 129H34V131H33ZM60 129V130H59ZM63 129V130H62ZM20 130H19V132H20ZM37 130H39V132L37 131ZM59 130V131H58ZM69 130V131H68ZM82 130V129H81ZM80 130V131H81ZM100 130H102V131H100ZM118 130H119V132H118ZM128 130V131H127ZM36 131V132H35ZM64 132V133H61V132ZM66 131H68V132H66ZM76 131V130H75ZM80 131H77V133H79ZM90 131V130H89ZM88 131V132H89ZM93 131V130H92ZM95 131V132H96ZM112 131V132H111ZM228 131V134L227 133H225V132H227ZM3 132V133H2ZM7 132H8V134H7ZM41 132V133H40ZM45 133V137H44V133ZM56 132V133H55ZM94 132V133H95ZM108 132H110V133H108ZM113 132H114V134H113ZM118 132V134H121V136L122 137H119L120 135H118V134H116ZM220 132V131H219ZM218 132V133H219ZM231 134H230V133ZM10 133V134H9ZM40 133V134H39ZM47 133V134H46ZM57 133H59V134H57ZM71 133V138L73 137L72 135H74V133L72 134ZM77 133H75V134H77ZM97 133V132H96ZM15 134V136L13 137V135ZM33 134H35L34 135V137L32 138V136L31 135H33ZM37 134V135H36ZM39 134V135H38ZM42 134V135H41ZM58 135V137H57V135ZM64 134V135H63ZM87 134V133H86ZM89 134V133H88ZM98 134V133H97ZM103 134V135H104ZM114 135V137H112V136H110L109 137V135ZM7 135H9V136H7ZM24 137H23V136ZM30 135V136H29ZM65 135V136H66ZM79 136H82V133H81V135H80V133L78 134ZM83 135H85V132H84V134ZM89 135H93V134H89ZM94 135H96V134H94ZM124 135V136H123ZM38 136H39V138H38ZM68 136V135H67ZM88 137V139H90V140H88V142L89 141H92L93 140V138H95L96 139V137H100L99 136V134H98V136H91V138H89V136L88 135H85V140L87 139V137ZM207 135H204V137L203 138H207L206 137ZM229 136V137H228ZM19 137V138H18ZM47 137V138H46ZM49 137H50V139H49ZM70 137V136H69ZM74 137H76V136H74ZM217 137H218V135H217ZM11 138H14V139H11ZM20 138H22V139H20ZM25 138V139H24ZM26 138H27V140H26ZM53 139V141H52V139ZM66 138V137H65ZM71 138H68V141L70 140V143H74L75 144V140L78 138V136L76 137V139L73 141ZM80 138V137H79ZM114 138V139H113ZM20 141H19V140ZM24 139V140H23ZM30 139H32V140H30ZM33 139H35V142H33L34 140ZM45 139H49V140H47V142H49L50 140V142H49V144H47V142H46V144H44V141H46ZM92 139V140H91ZM108 139V140H107ZM110 139V140H109ZM111 139H113V141L111 140ZM117 139V140H116ZM124 139V138H123ZM123 139H122V141H123ZM220 139V141H218ZM23 140V141H22ZM44 140V141H43ZM56 140L53 142V143H55L56 142ZM61 140H63V139H61ZM64 140H66L67 141V139H64ZM63 140V141H64ZM221 140H222V142H221ZM28 141H31L30 142V144H32V145H29L28 143ZM38 141L39 142H41V144H43L44 145V147H43V145H41L42 147H40L39 146V143H38ZM62 141V142H63ZM66 141H64L65 143H66ZM73 141V142H72ZM110 141V142H109ZM113 142V144H112V142ZM115 141V142H114ZM15 142V143H14ZM17 142V143H18ZM26 142V143H25ZM28 142V143H27ZM56 142V143H57ZM59 142H61V141H59ZM59 143V147L60 148H62V146L64 145L63 143ZM83 142V143H82ZM81 143L83 144H81V143H78V145H80V146H78V148L79 147H85L86 149H87V151H88V149H90V146H92L91 144H90V142L89 143H87V145H85L84 146V144H86V143H84V141H82ZM93 142V141H92ZM111 143V144H109V143ZM221 142V145L220 144H218V143H220ZM5 143V144H4ZM16 143V144H17ZM23 143H25V145L23 146ZM35 143V144H34ZM68 143V142H67ZM94 143V142H93ZM92 143V144H93ZM115 143V144H114ZM122 143V144H121ZM61 144H63L62 146H60ZM73 144V145H74ZM77 144V143H76ZM76 144L74 145V147L76 146ZM88 144H90V146L88 145ZM101 143H100V146L102 145ZM228 144V145H227ZM46 145V146H45ZM51 145H52V143H51ZM67 145V144H66ZM82 145V146H81ZM111 145V146H110ZM119 145V144H118ZM118 145H115V146H118ZM119 145V146H120ZM213 145L216 147V148H214L213 147ZM217 145H219V146H217ZM25 146H29V147H25ZM37 146V147H36ZM50 146V145H49ZM49 146L46 148V152H49V151H47V149L48 150H50L51 149V147L49 148ZM53 146H54V144H53ZM69 147H70V144L68 145ZM66 147L65 145H64V148L66 149V148H68V150L70 149V153H73V154H71V155H73V157L70 155V153L68 152V150L66 149V151L68 152L67 154H69V157H70V160L73 158L74 160H75V158L77 157V156H79V159H77L76 158V160L79 162L80 161V159H82L83 160V162L82 161H80L79 163L78 162H76V161H74V162H76L75 163V165L73 166V165H69L70 163H67L68 161H70V160H68L69 159V157L67 156V157H63L65 154H66V152L64 151L65 149H63V150H61L60 148V150L62 151V153H64L63 154V160L66 158V160H68V161H66L65 162V160L63 161V160H59L60 162V164H59V167L61 166L62 167V165L64 164V163H66V165L64 164L63 166V168H59V171H58V169H57V164H58V162H56L57 164H54V163H52L53 162V160L52 161H50V163H52V164H54V166H56L55 167V169H57V170H55L57 173H56V175H57V178H64L65 176L64 175H67L68 176V174L66 173V172H68V171H70V172H68L69 174L71 173H73V172H71V171H74L76 174L77 173H79L80 174V171L79 170H81V173H82V170L84 171L86 168L84 167V165H85V163L87 162V164H86V167L88 168V163H89V161H88V159L90 158H93L92 156H96V153L94 152V151H96V146L94 145V146H92L91 147V149H94V150H91L90 152H87L86 150H84L85 148H80L79 149V151H80V155H77L76 154V152H71V150L73 151V149H74V147L72 148V146H71V148H69V147ZM103 146V145H102ZM105 146H103L102 147V149H100L99 148V151H100V153H98L97 152V156H99V155H101V156H103L104 155V157H105V161H107V162H109L110 161V159L108 158V157H110V156H108V157H106L107 156V153H108V155H110V154H112V151L113 152H115V153H117L116 154V156H118V155H121V157H122V155L125 153L124 151H125V149L124 150H122V146L121 147H119L120 148V150L118 151L117 150V152H116V149H117V147H115V149L113 148L112 149V151L111 152H109V151H107V148L105 147ZM211 146V147H210ZM223 147V149H222V147ZM25 147V148H24ZM32 149H31V148ZM94 147H96V148H94ZM99 147V146H98ZM219 147V148H218ZM7 148V150L9 149L8 147H6ZM10 148V149H11ZM14 148H18L17 147V145L14 147ZM26 150V151H24V149ZM29 148V149H28ZM58 148V147H56V146H54L52 149H54L56 152H58L56 149ZM76 149H77V146L75 147ZM212 150H211V149ZM35 149V150H34ZM41 149L42 150V152H39V150ZM76 149H74L75 151H78V150H76ZM98 149V148H97ZM194 149V150H195ZM215 149H217V150H215ZM220 149H222V151L220 150ZM29 150V151H28ZM40 150V151H41ZM60 150H59V152H60ZM81 150H84L85 152H87L88 154H82V153H84V151H81ZM223 150H224V152H223ZM10 151V150H9ZM31 151H32V154H31ZM35 151V152H34ZM51 152H50V154H47V156L46 157H48V155H49V157H51V155L53 154L52 153V150H50ZM55 151H53V152H55ZM78 151V152H79ZM93 151V152H92ZM103 151V152H102ZM105 151L107 152L106 154H105ZM55 152V153H56ZM77 152V153H78ZM92 152V154H90ZM102 152V153H101ZM122 152V153H121ZM213 152V153H212ZM215 152V153H214ZM220 152V153H219ZM226 152V153H225ZM228 152V153H227ZM52 153V154H51ZM95 153V154H94ZM104 153V154H103ZM110 153V154H109ZM58 153H56L55 155H56V159H57V157H59V155L61 154V152H60V154L59 155H57ZM66 154V155H67ZM77 155L76 157H75V155ZM92 155V156H90V155ZM216 155V157H214L215 155ZM219 154V155H218ZM55 155H53V156H55ZM82 155H87L86 156V158H85V156H84V158L86 159H84V158H82ZM90 157H89V156ZM114 155V153L111 155V157ZM227 155V156H226ZM80 156H81V158H80ZM115 156V157H116ZM199 156H200V154H199ZM201 156V157H202ZM217 156H219V157H217ZM31 157V158H30ZM104 157H103V159H104ZM114 157V156H113ZM120 157V156H119ZM119 157L117 158V160L116 161H119L118 159H119ZM120 157V158H121ZM5 158H7L6 159V161H8V162H11L10 164H8V165H13L14 163H17V167H18V169L19 168H21L22 167V169L21 170H19L18 171V169L17 168H15V166H16V164H14L13 165V167H12V169L11 168H9V170H15V169H17V170H15V171H11V173L13 172H15V173H17V171H18V173L19 172H21L22 170H24L25 168L26 169H28L27 170V176L28 175H31L32 177H27V178H22V177H20L19 176V174L21 175V174H23L24 175V177H26L25 176V174H26V169L23 171L24 173H19L18 174V179L16 180V178H17V175L16 174H14L15 175V178H12V177H14L13 176V174H11V173H9V174H5V172H6V169H7V171H8V166H7V164L6 163H8V162H6V161H3ZM21 158H23V160H21ZM39 158H40V161H39ZM54 158V157H53ZM61 158V157H60ZM59 158V159H60ZM68 158V159H67ZM88 158V159H87ZM116 158H114V162H115V159ZM19 159H18V161H19ZM37 159H38V162H39V164H38V162L36 163L35 161H37ZM50 159V158H49ZM73 159H72V161H73ZM113 159V158H112ZM47 160V159H46ZM51 160V159H50ZM58 160V159H57ZM200 160H201V158H200ZM202 160H204V159H202ZM54 161H56V160H54ZM62 161H63V163H62ZM113 161V160H112ZM111 161V163H113L112 164V166H114L115 164H114V162H112ZM224 161V162H223ZM14 162V163H13ZM21 162H23L22 164H21ZM45 163V162H47V164H48V161H42V163ZM73 162V163H74ZM203 162V161H202ZM209 162H211L209 165H207ZM212 162H213V165L214 166H217L218 167V172L216 171V169H215V167L212 165V167H211V164H212ZM218 162H221V165L222 166H220L219 165V163ZM37 164V165H35L34 167H32V165L31 164ZM43 163V165L42 166H44L45 164ZM72 163V164H73ZM193 163V162H192ZM199 163H200V165L202 164V166L203 167H205L206 165L208 166H206L205 167V169H203L202 168V170H199V169H201V167H199ZM216 163V164H215ZM218 163V164H217ZM19 164L20 165H22V166H19ZM26 164V165H25ZM29 164H30V166H29ZM117 164H118V162H117ZM11 165V166H12ZM24 165V166H23ZM67 165L68 166H70L69 168H68V171H67ZM79 165V166H78ZM111 165V164H110ZM109 165V166H110ZM183 164H181V166H182ZM192 165V164H191ZM205 165V166H204ZM7 166V167H6ZM28 166V167H27ZM48 166H53V165H47L46 167H44V168H47ZM80 166H81V169H80ZM107 166H108V163H107ZM6 169H5V168ZM10 167V166H9ZM25 167V168H24ZM186 167H188V166H186ZM195 167H190V168H195ZM210 167V168H209ZM14 168V169H13ZM43 168V167H42ZM49 168H51V167H48V169ZM54 168V167H53ZM53 168H52V174L54 173L53 172ZM65 168V169H64ZM79 168V169H78ZM109 169H110V167H108ZM108 168H107V170H108ZM190 168H188V169H190ZM225 171V172H223V170ZM36 169H38V168H36ZM62 169H64L63 171H62ZM181 169V168H180ZM180 169H178V170H180ZM183 167H182V171H183ZM210 169H211V171H210ZM221 169V170H220ZM3 170H5L4 172H3ZM32 170V171H31ZM43 170V169H42ZM44 170H46V169H44ZM127 171L126 172H130V170L128 171V169H126ZM29 171H30V174H29ZM38 171V172H37ZM50 171V170H49ZM50 171V172H51ZM66 171V172H65ZM78 171V172H77ZM185 171V170H184ZM183 171V172H184ZM186 171H188L187 169H186ZM210 171V175H209V178L211 177V176H215L216 177V179H215V177L213 176L212 178H214L215 180L214 181H216V183L213 181V185H211V184H207V188H208V186H211V189H212V191H211V189H210V192L211 193H206L205 195L207 196V199H205V198H203V199H201V200H203L204 201V199H205V201L202 203V201L200 202L199 200H197V198L198 197H200V196H202V195H200V193H203V191L205 190L204 188H203V184H204V180H206V179H204L205 178V176L206 175H208L207 173ZM215 171V172H214ZM9 172V171H8ZM32 172H34V173H32ZM41 172H43V171H41ZM47 172V171H46ZM49 172V173H50ZM60 172V173H59ZM66 173V174H64V173ZM125 171H124V175L122 176V175H120V173H118V174H116L117 175V177H118V181L117 180H115V176H114V178L111 180V181H113L114 183H116V181H117V183H121V184H124V181H126V183H125V185L127 184V180H125V178L127 179L128 178V181H130L129 180V177H132L131 176V174H127ZM178 172V171H177ZM182 172V173H183ZM212 172H213V174H212ZM35 173H36V176H33V174L35 175ZM38 173V174H37ZM48 173V174H49ZM61 173H63V175H60V176H64V177H58L59 176V174H61ZM176 173V172H175ZM190 173V172H189ZM12 176H11V175ZM52 174H50V176L52 175ZM122 174V173H121ZM125 174H127V175H125ZM180 173L178 172V175H179ZM191 174H192V172H191ZM204 174H206V175H204ZM224 174V175H223ZM5 175V176H4ZM54 175V174H53ZM75 175V174H74ZM185 174L183 173V176H184ZM223 175V176H222ZM7 176H10L11 178L9 179V177L7 178ZM22 176V175H21ZM120 176H121V178L124 180L123 181V183H122V179L120 178ZM126 176H128V177H126ZM181 177H183L182 175H180ZM228 176V177H227ZM4 177H6L7 179H5ZM34 177V178H33ZM54 177V176H53ZM180 177V178H181ZM187 176H185L184 178H186ZM222 177V178H221ZM29 178H33V179H35V181L33 180V182H32V180L31 179H29ZM40 178V177H39ZM56 178V177H55ZM212 178H210L209 180L211 181V179ZM218 178V179H217ZM221 178V179H220ZM15 179V180H14ZM21 179V182L22 183H24L25 181H23V179H27L26 180V182H28V180H31V181H29L27 184H26V182H25V185L27 186V188L25 187V185H22V183L19 181L18 182V180H20ZM121 179V180H120ZM176 179H178V180H180L179 178H176ZM192 179V180H191ZM15 182H17V183H15V184H17V186H15V184L13 185V181ZM182 180V179H181ZM180 180V181H181ZM185 180V179H184ZM184 180H183V182H184ZM191 180V181H190ZM203 180V181H202ZM111 181H110V183L109 184H107V188L108 189H106V190H108V191H112L113 189H111L112 188V184H114V183H112L111 184ZM209 181V182H210ZM34 182L35 183H37L36 185L34 184ZM40 182V183H39ZM179 182V181H178ZM178 182H177V184H178ZM19 183H20V185H19ZM33 185L34 184V186H32L33 188L35 187V190H38V191H36L35 192V190L31 187V184ZM117 183H116V185H117ZM181 183V182H180ZM205 183H207V182H205ZM215 183V184H214ZM28 184H30V185H28ZM111 184V185H110ZM175 184V183H174ZM173 184V185H174ZM3 185H6V187H3ZM8 185V186H7ZM10 185H12L11 186V188H9L10 187ZM18 185L19 186H24L25 187V189H23V190H21V192H24L23 194H21V196H18V197H20L21 199H18V197H17V195H19L20 194V190L19 189H22L21 187H18ZM37 185L39 186L37 189H36V187H37ZM108 185H109V187H108ZM115 185V184H114ZM215 185V186H214ZM28 186H30L31 188H29ZM177 186V185H176ZM183 186H182V188H183ZM214 186V187H213ZM178 187H180L179 185H178ZM204 187L206 188V186L204 185ZM173 188V187H172ZM206 188V189H207ZM4 189V190H3ZM12 189V191L13 190H15L14 191V193L11 191L10 192V198H8L9 197V191ZM28 189V190H27ZM30 189H32V191L30 190ZM111 189V190H110ZM204 189V190H203ZM9 190V191H8ZM18 190V191H17ZM30 190V191H29ZM173 190H175V188H173ZM181 190H183V189H181ZM19 193V194H17V192ZM186 191V190H185ZM207 191H208V189H207ZM29 192V193H28ZM171 192H174V191H171ZM179 192H180V190H179ZM179 192H177V190H176V194L178 193L179 194ZM206 192V191H205ZM6 193V194H5ZM16 194V195H13V194ZM31 193V194H30ZM7 194H8V196H7ZM171 194V193H170ZM175 194V192L173 193V195ZM178 194L176 195L177 197H178ZM33 195V196H34ZM180 196H181V193L179 194ZM203 195H204V193H203ZM33 196L32 197H30L31 198V200H32V198H33ZM176 196H174V197H176ZM179 196V197H180ZM210 196V197H209ZM6 197V198H5ZM2 198V199H1ZM34 198H36V196H34ZM33 198V199H34ZM56 198V197H55ZM58 198V197H57ZM57 198L54 200L55 202H58V204L56 203L55 204V206H57V205H59V207L61 206L60 204H59V201H56L57 200ZM182 197H180V199H181ZM7 199H9L8 201H7ZM59 199H61V198H59ZM177 199V198H176ZM183 199V198H182ZM183 199V200H184ZM209 199V200H208ZM4 200V201H3ZM28 200H30V199H28ZM37 201H38V199L36 198V200H35V202L37 203ZM61 201V200H60ZM194 201V202H193ZM198 201V202H197ZM15 202H18V203H20L19 205H18V203H17V205L15 206L14 205V203ZM24 204H23V203ZM34 202V200H33V203H35ZM30 204H32V206H34L35 204H33V203H31V201L29 202ZM62 203V202H61ZM177 203V202H176ZM197 203V204H196ZM200 203H202L201 205H200ZM16 204V203H15ZM54 204V203H53ZM53 204H52V207H53ZM179 204H181V203H179ZM199 204V205H198ZM203 204H204V206H203ZM6 205V206H5ZM154 205V204H153ZM156 205V204H155ZM154 205V206H155ZM186 205V206H185ZM31 205H28V207H32ZM62 206H65V204H63ZM62 206H61V208H62ZM158 206H159V208H158ZM188 206V207H187ZM191 206V207H190ZM52 207H50L51 209H53ZM66 207V206H65ZM153 207V206H152ZM163 207V208H164ZM177 207V206H176ZM204 207V208H203ZM35 208V207H34ZM41 208V209H40ZM49 208V209H50ZM57 207H55L54 209L55 210H57L56 209ZM68 208V207H67ZM167 208V209H168ZM24 209H26V211L24 210ZM36 209L37 210H42L43 211V208H42V206L41 207H39V208H35V209H32L33 210V212H32V210H30V214H31V212H32V214L34 213V210L36 211ZM50 209V210H51ZM165 209H166V207H165ZM58 210H59V208H58ZM63 210V209H62ZM61 209H60V211H62ZM65 210L66 211H64V212H67V209L65 208ZM161 210H163L162 208H161ZM178 210H180L179 212H180V214H179V212H178ZM185 210V211H184ZM204 210H206V211H204ZM53 211V210H52ZM59 211V212H60ZM69 211V210H68ZM164 211V210H163ZM168 211V210H167ZM166 211V212H167ZM178 212V214L180 215H178L179 217H180V219H179V217L177 216V212ZM203 211V212H202ZM17 212V213H16ZM28 212L25 214L27 217L28 216H30V214L28 215ZM161 211H159V213H160ZM183 212V213H182ZM185 212V213H184ZM15 213H16V218H15ZM36 213V212H35ZM63 213V212H62ZM162 213V212H161ZM172 213V214H171ZM181 213H182V215H181ZM2 215V214H1ZM24 215V217L26 218V216ZM160 215V214H159ZM162 215V214H161ZM166 215V216H167ZM173 215V216H172ZM24 217H22V218H24ZM149 217V218H150ZM159 218H164V216H158ZM184 217V218H183ZM15 218V219H14ZM24 218V219H25ZM146 218V219H145ZM169 218H165L166 220H163V221H166L167 223L168 222H171V220H169V221H167ZM182 218H183V221H182ZM187 218V219H186ZM136 219V218H135ZM156 219V220H155ZM161 219V220H162ZM175 219H177L178 220V222L175 224V222L177 221V220H175ZM124 220V219H123ZM15 221H14V224H16L15 223ZM135 221V220H134ZM133 221V222H134ZM173 221H175V222H173ZM186 221V222H185ZM2 222H4V227H3V224H2ZM121 222H122V220H121ZM120 222V223H121ZM125 222H126V220H125ZM136 222V221H135ZM159 222V221H158ZM165 222V223H166ZM184 222V223H183ZM146 223V224H145ZM164 222H162L161 221V224H163ZM172 223H168V224H170V225H172ZM179 223V224H178ZM9 224V225H8ZM124 224H126L125 226H126V228H127V226H128V223H124ZM130 224H132V222L131 223H129V225ZM186 224V225H185ZM17 225V224H16ZM15 225V226H16ZM122 225V224H121ZM120 225V226H121ZM158 225L160 226V224L158 223ZM165 224H163L162 226H161V228L164 226ZM167 225V224H166ZM172 225V226H173ZM183 225V226H182ZM124 226V227H125ZM131 226V225H130ZM158 227L157 229H156V227ZM171 226V227H172ZM1 227H2V229H1ZM129 227V226H128ZM166 228H167V226H165ZM182 227V228H181ZM192 227V228H191ZM16 228H17V226H16ZM15 228V229H16ZM141 228H142V230H141ZM144 228V229H143ZM160 228V229H161ZM169 228V231H171V229L173 228H170V226L168 227ZM167 228V229H168ZM190 228H191V230L192 231H190ZM122 230H124L123 228H121ZM130 229V228H129ZM155 229V230H154ZM163 229H164V227H163ZM178 229V228H177ZM128 230V229H127ZM126 230V231H127ZM165 230V229H164ZM163 230V231H164ZM174 230V229H173ZM160 232H162V230H159ZM175 231H176V229H175ZM4 232V233H3ZM158 232V231H157ZM180 232V233H179ZM194 232V233H193ZM164 232H162V234H163ZM165 233H167V231L165 230ZM122 234H120V235H118V236H120L121 237V235ZM169 234V233H168ZM171 234V233H170ZM135 235V236H134ZM147 235V236H146ZM159 235H161V234H159ZM165 235V234H164ZM2 236V235H1ZM129 236H130V238H129ZM139 236V237H138ZM172 236H173V234H172ZM119 237V238H120ZM155 237L156 236H153V238H154V240L153 241H155L156 239H155ZM162 237H163V235H162ZM191 237V238H190ZM118 238V239H119ZM134 238V239H133ZM138 238V239H137ZM150 238H152V237H150ZM177 238H178V240H177ZM144 239V238H143ZM163 239V238H162ZM173 239V238H172ZM180 239V240H179ZM181 239H185V241H183V240H181ZM121 240H119V242H121ZM127 240H129V241H127ZM159 240H161L160 238L157 240L158 242H159ZM164 240V239H163ZM163 240H161L162 242H164ZM122 241V242H123ZM139 241H140V243H139ZM148 241V242H147ZM170 241V242H169ZM172 241H173V243H172ZM129 244V245H127V243ZM135 243V244H134ZM137 243V244H136ZM142 243V244H141ZM161 243V242H160ZM160 243H158V244H160ZM165 243V242H164ZM256 243V244H255ZM139 244H141V246L139 247ZM162 244V243H161ZM173 246H172V245ZM177 244V245H176ZM248 244V245H247ZM258 244V245H257ZM118 245V244H117ZM116 245V247H119V246H117ZM252 245V246H251ZM134 246V247H133ZM139 247V249H138V247ZM161 246V245H160ZM175 246V247H174ZM177 246V247H176ZM254 246V247H253ZM251 247V248H250ZM124 248V249H123ZM127 248V249H126ZM161 248H162V246H161ZM160 248V249H161ZM146 249V250H145ZM159 249V250H160ZM175 251H174V250ZM259 250V249H261V250H259V255H257V257H255L256 256V254H255V252H253V250L254 251H256V250ZM136 250V251H135ZM162 250V249H161ZM239 250V251H238ZM143 251H146V252H143ZM179 251V252H178ZM236 251V252H235ZM247 251H248V253H249V255L247 254L246 255V253H247ZM122 252V253H121ZM158 252V253H157ZM168 252V253H167ZM174 252V253H173ZM243 252H244V254H243ZM252 252V253H251ZM126 255H125V254ZM136 253V254H135ZM142 253V254H141ZM144 253H146L145 254V258L143 257L144 256ZM156 253V254H155ZM170 253V254H169ZM239 253V254H238ZM127 254L129 255V257L127 256ZM154 254H155V257H157L156 259H155V257H153L152 258V256H154ZM162 254V255H161ZM166 254V255H165ZM174 254V255H173ZM251 254L254 256H251ZM261 254V255H260ZM118 255H119V253H118ZM134 255V256H133ZM249 256L248 258H250V257H252L251 258V261L250 262H248L247 261V259H246V261H244L245 260V257L243 258V256ZM142 256V257H141ZM164 256H166V257H164ZM170 256H172V257H170ZM226 256V257H225ZM242 256V259L240 258ZM126 257H128L127 259H125ZM159 257H162L161 259L159 258ZM177 257V258H176ZM239 257V258H238ZM138 258V259H137ZM141 258V259H140ZM178 258H180V259H178ZM256 258H257V260H256ZM158 259L159 260H163V261H161V262H159L158 261ZM171 259V260H170ZM178 259V260H177ZM240 259V260H239ZM262 259V258H261ZM121 260V259H120ZM176 260V261H175ZM180 260V261H179ZM119 260H117V262H118ZM124 261V262H123ZM222 261V262H221ZM254 261V262H253ZM256 261H258V262H256ZM260 261V262H259ZM262 261H264V259H262ZM115 262H116V260H115ZM115 262H113L114 264H117V263H115ZM153 262V261H152ZM163 262V263H162ZM178 262H180V263H178ZM239 262V263H238ZM156 263V264H157ZM118 264H120V263H118ZM155 264V263H154ZM262 264V263H261Z\"/></svg>","mask_w":264,"mask_h":264}]
</instances>
